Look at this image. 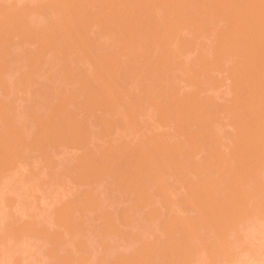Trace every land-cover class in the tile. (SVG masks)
Listing matches in <instances>:
<instances>
[{"label":"rangeland","instance_id":"obj_1","mask_svg":"<svg viewBox=\"0 0 264 264\" xmlns=\"http://www.w3.org/2000/svg\"><path fill=\"white\" fill-rule=\"evenodd\" d=\"M35 1L34 0H31V1L30 0H0V8H1L0 9V12H1V14H0V21H1L0 22V26H1L0 27V31H1L0 32V34H1L0 35V38H1L0 39V51L2 50L0 52V69L2 68L0 70L1 71L0 72V79H1L0 80V91L3 89L0 92V145H1V147H0L1 148L0 149V151H1V153H0L1 154L0 155V165L1 164L4 165V166H2V165L0 166V170H2V171H0V264H264V201H263V199H264V191H263L264 190V186H263V184H264L263 183L264 182V171H262V170H264V168H263L264 167V161H262V160H264V158H263L264 157V152H263L264 151V149H263L264 148V144H263V142H264V135H263L264 134V132H263L264 126H263V128H261L262 131L259 129V131H261V132H259V131H256V133L254 132V137L251 135L252 138H250L251 136L248 135V134H251L250 129H249L251 123L254 124V122L256 121V123H257L256 125L261 124V123H259V119L261 117L262 119L260 121H262V124H264V119H263L264 118V107H263L264 104H262V103H264V87H263L264 86V70L262 71L260 69V68L264 69V67H262V66H264V17H263L264 16V0H261V1L260 0H252L254 3L251 0H194V4H193V0H188V1L187 0H177V2L179 1V2L183 3V5L179 2L177 4H175L176 0H174V2H172V4L169 5L170 8L168 7L167 4L173 0H167V1L166 0L165 1H163V0H136V1L132 0L131 2H130V0H129V2H128V0H126L127 2L125 0H124V2H123V0H117L118 2L121 1L119 3L122 6L124 5L122 10H121V8H122L121 6H120V9H117V8H119L118 5H120V4H118L117 1H115V2H117L118 7L115 8L114 5L116 3L113 2L112 0H111L112 3L110 0H109V2H108V0H106V1L103 0L105 5H104L103 1H100V0H93L92 3H91L92 0H90V1L88 0L89 2L87 0L86 1L81 0L82 3L84 2V6H82V7L86 8L88 6V8L86 10H85V8H82V7L80 8V10L84 9V11H85V12H82V14H83L82 16L84 17V14L88 13L85 16L86 17L88 16L87 18L90 21L86 17H84V20L86 19L85 20L86 22L84 20H83L84 23L81 22V24L79 22H76L77 26L79 24L78 28H74V26L72 28H68V27H71L72 24L75 25L74 24L75 22H72V23L68 22V20L72 19L74 17L73 15L75 14V13L72 14L68 8H70L71 5H76L77 1L76 2H74V0L73 1L72 0H70V1H67V0H45V1L41 0L40 1L39 0V2L37 0H35ZM94 1H95V3H94ZM99 1H100V3H98ZM151 1H152V4H151ZM42 2H45V3H42ZM155 2H157V3H155ZM236 2H237V4H236ZM256 2L258 4H256ZM32 3L33 4L35 3L34 4L35 6ZM37 3H39L40 6H39V4L37 5ZM46 3L47 4L51 3V4L46 5ZM60 3H62V4L60 5ZM71 3H73V4H71ZM74 3H76V4H74ZM80 3H78L77 6L80 7ZM123 3H126V4H123ZM130 3H131V5H128ZM54 4L58 7H56ZM66 4L67 5L71 4V5L66 8L65 7V6H67ZM107 4H108V6H107ZM179 4H180V6L178 7ZM252 4L253 5L255 4L254 6H256V5H259V6H257V8H256ZM89 5H90V7H89ZM97 5H101V6L99 7ZM136 5H137V7H136ZM175 5H176V7H175ZM260 5H262V6H260ZM63 6L67 10L65 8H63ZM77 6L71 7L72 8V9L70 8L71 11L75 10L74 8H76ZM125 6L126 7L128 6V7L126 8ZM181 6L187 7V9L183 8ZM189 6H191V7H189ZM34 7H36L37 10ZM38 7L40 10L38 9ZM47 7L50 9H48ZM79 7L77 9H79ZM166 7H168L169 9ZM41 8H43V9H41ZM114 8H115V10L117 9V11H115ZM124 8H126V10H128L129 13L126 12V10H125V13L127 15L125 13H124L125 14L124 15L123 12H120V13H122L121 15L123 17L117 15V14H119L118 10L123 11ZM171 8H172V10H170ZM177 8H178V10H177ZM60 9H63V10H60ZM180 9L181 10L184 9V11H181ZM45 10H46V12H45ZM56 10L59 12L57 13ZM48 11H50V15L48 14ZM52 11H53L54 15L52 14ZM60 11L61 12L63 11V12L61 13ZM147 11H150V12L147 13ZM19 12H20V14H19ZM66 12H67V14H66ZM69 12H70V14H69ZM72 12H74V11H72ZM115 12H117V13H115ZM170 12H172V13L169 14ZM45 13L47 16L45 15ZM114 13H115V16H114ZM188 13H189V15H188ZM39 14H41L42 16ZM68 14L72 15L73 17L71 16L72 18H69L68 20H66L65 19L66 17H64V16H67ZM98 14H100V15H98ZM112 14H113V16H112ZM131 14H132V16H129ZM182 14L184 15L183 17H182ZM33 15H35V16H33ZM80 15H81V13L79 14V16L77 13L76 16H78L80 18ZM96 15H97V17H95ZM143 15H144V17H143ZM13 16H15V17H13ZM55 16H57L59 18L56 17V19H55L54 18ZM117 16H119V17H117ZM43 17H44L45 21H44V19H42ZM48 17H50V18L47 20ZM52 17L55 20H53ZM62 17L67 21V23H65L66 21H64L65 27L62 24H60L61 26H63L62 29L64 28V30H61V27L59 26V23H63ZM78 17H76V18H78ZM129 17H130V19H128ZM184 17H185V19H184ZM256 17L258 19L259 18L260 19L258 20ZM3 18L5 20H3ZM18 18H20V19H18ZM111 18L113 20L112 22H111ZM114 18H115V20H117V22L114 20ZM16 19H18V20H16ZM34 19H35V21H33ZM166 19H168V20H166ZM11 20H12V22H11ZM19 20H20V22H19ZM57 20H60V22L58 21L59 22L58 23ZM74 20H76V19H74ZM96 20H98V21H96ZM131 20H132V22H131ZM138 20H139V22H137V23L138 24L140 23L139 25L135 22ZM2 21H3V23H2ZM5 21L7 24L5 23ZM53 21H55V23H53ZM119 21H122V22H119ZM240 21H242L243 23ZM28 22H30V23H28ZM49 22H52V23H49ZM168 22L169 23L172 22V23L169 25ZM175 22H177V23H175ZM16 23L20 24V25H17ZM46 23H49L51 25H48ZM68 23H69V25L70 24L71 25L69 26ZM89 23H91V24L93 23L92 26H90L91 24H89ZM97 23H98L99 27H98V25H96ZM110 23H112V24H110ZM258 23H260V24H258ZM31 24L32 25L34 24V25L32 26ZM37 24H38V26H37ZM56 24L58 25L57 28L58 29L60 28L59 30L56 28ZM154 24L156 27L154 26ZM45 25H47V27ZM94 25H95V27H94ZM112 25H114V26L112 27ZM125 25H127V26H125ZM36 26H37V28H36ZM48 26H51V27H49V29H48ZM52 26H53V29H52ZM135 26H136V28H135ZM54 27L58 31L61 30L60 31V33H62L61 36L63 34H65L64 32H66L67 30H72V31L74 29L75 30L73 32L72 31L66 32V35L69 34L67 36L68 38L65 37V35H64V38H63V36L61 38L59 35H56V34H58V31H56V29ZM87 27H89V28H87ZM141 27H143V28H141ZM177 27H178V29H177ZM235 27H236L237 31L235 30ZM21 28H24V29L21 30ZM33 28H35V29H33ZM112 28H113V30H112ZM148 28L153 33H151V31ZM153 28L155 30H153ZM157 28H159L160 30L162 29L161 30L162 32L168 31V33L166 35H164L165 33L162 34V32ZM168 28H170L171 30H169ZM54 29H55V31H54ZM65 29H66V31H65ZM126 29H128L127 32H125ZM163 29H165V30H163ZM180 29H181V31H180ZM196 30H198V31H196ZM48 31H50V32H48ZM112 31H114L115 34L114 33L112 34ZM12 32H13V34H12ZM52 32H54V33H52ZM71 32L73 34H71ZM74 33H76V36ZM81 33H82L83 37H82ZM86 33L90 36H87ZM149 33H151L152 35ZM2 34H3V36H2ZM5 34H6V36H5ZM9 34H10V36H8ZM103 34H105L104 36L106 37V39L103 36ZM72 35H74V36H72ZM116 35L119 36L118 39H115V37H117ZM162 35H163L164 39H163ZM226 35H228V36H226ZM4 36H5V39H4ZM39 36H41V37L44 36V37L41 38ZM100 36L102 38H100ZM149 36H152L153 39H151V37H149ZM57 37H59L60 42H59ZM110 37L111 38L114 37L112 39L113 41L111 39L107 40ZM160 37H162V38H160ZM176 37L178 38L179 41L176 40L177 39ZM226 37L228 40L227 44H226V41H227ZM54 38H56L57 40ZM69 38H71V39L69 40ZM74 38L76 41H78V39L80 38L81 42H80V40L78 42L73 40L74 41V43H73L72 39H74ZM154 38L157 41H155ZM158 38H160V39H158ZM121 39H122V42L120 41ZM145 39H146V41H143ZM148 39H150L151 41ZM61 40L62 41L64 40V42H62ZM68 40L71 42V43H69V45L66 44V42H68ZM83 40H84V42H83ZM116 40H118L119 43ZM233 40L236 43L233 42ZM9 41L11 44L9 43ZM51 41H53L52 43H54V45H56V46L52 45ZM106 41H107V44H106ZM109 41H111V42H109ZM158 41L160 44L159 43L157 44ZM85 42L87 44H85ZM91 42H92V44H91ZM115 42H117L118 44L116 43L117 44L116 45ZM131 42H132V44H131ZM135 42H136V44H135ZM162 42H164V43H162ZM176 42H178V44ZM231 42H233V45ZM75 43L79 45L78 49H77V45ZM224 43H225V45H224ZM59 44L61 46L63 45L64 47L63 46L61 47ZM88 44H89L90 48L86 47V46H88ZM128 44H130V45L128 46ZM154 44H155V46H154ZM51 45H52V47H50ZM65 45L69 46V48L67 47V49H66ZM70 45L73 47V51H72V47ZM95 45L96 46L99 45L100 47H96ZM133 45L134 46L136 45V46L134 47ZM160 45H162L163 47H161ZM11 46H13V47L11 48ZM83 46L86 47L87 49L84 48ZM130 46L133 48H131ZM15 47H16V49H15ZM57 47H59V48L55 49ZM137 47H139L140 49ZM160 47L162 48V50ZM10 48H11V50L12 49L13 50L12 51L9 50ZM102 48L104 51L103 50L99 51V49H102ZM122 48L124 50L125 49L127 50L128 48H130V50L128 49L129 50V52H128V50L124 51ZM60 49L61 50L65 49V50H63L65 52H63V51L60 52ZM68 49H70V50H68ZM249 49H250V51H249ZM7 50H8V52H7ZM76 50H79L80 52L76 51ZM150 50L156 51V52L150 53ZM81 51H83V52L81 53ZM142 51H143V53H142ZM166 51H168V53ZM71 52H72V55H71ZM74 52H75V54H74ZM77 52H79V53H77ZM91 52L95 53V54H92ZM64 53H65V55H64ZM83 53H84V55H82ZM89 53L92 55H90ZM99 53H101V54H99ZM140 53L142 54V56H140L141 55ZM157 53H160L159 54L160 56ZM8 54L12 55L11 56L12 58ZM16 54H18V55L20 54V55L18 56ZM51 54H54V55H51ZM61 54H62V56H61ZM122 54L123 55L126 54V55L123 56ZM144 54L145 55L147 54V57ZM155 54L157 55L158 58L155 56ZM66 55H68L67 56L68 58L69 57H72V58L68 59L66 57ZM79 55H82V56H79ZM91 56H93V57H91ZM101 56H102V59H104L103 62L105 64L107 62H109L107 65L104 66V64L101 63V61H100ZM135 56H136V58H135ZM56 57L58 58V60ZM77 57H79V58L82 57V58H80V59H82V61L80 62L79 58H77ZM85 57H86V59H84V60H86L87 62L83 60V58H85ZM95 57H96V59H95ZM104 57H106V60L108 59L107 62H105L106 60ZM116 57H118L119 59ZM214 57H216V59ZM91 58H93L95 61ZM152 58H154V59L152 60ZM166 58H167V62H166ZM3 59L4 60L6 59V60L4 61ZM60 59H62V60H60ZM88 59L90 60L89 64H88ZM136 59H140V60H136ZM141 59H142V61H141ZM28 60H30V61H28ZM31 60H32V62H31ZM66 60H68L69 63H67L68 61H66ZM71 60H72V62L70 65ZM97 60H98V62H97ZM144 61L146 64L144 63ZM9 62L11 64L13 63V65H11ZM148 62H149V65H148ZM172 62L174 64H172ZM40 63H41V65H39ZM44 63L45 64L47 63V64L45 65ZM52 63H53V65H52ZM82 63H83V65L81 66ZM95 63L96 64L99 63L101 66L103 65L104 68H103V66L101 67V70H103V71L100 70L101 71L100 72L99 71L100 65L98 64V68H97V65ZM143 63L145 65H142ZM28 64H30V65L28 66ZM58 64L60 65V67ZM72 64H74V65H72ZM109 64L113 65V66H110ZM156 64H158V66H155ZM159 64H160V66H159ZM170 64H172V65L170 66ZM183 64H185V65H183ZM85 65H87V66H85ZM91 65H92V67H91ZM240 65H241V67H240ZM258 65H260V67ZM41 66H45V67L47 66V67L45 69V67H41ZM49 66H50V68H49ZM136 66H137V68H135ZM138 66H140L141 68H139ZM146 66H147V69H146ZM149 66H150V68H149ZM154 66H155V68L157 67L156 70H155ZM172 66H174V67H172ZM176 66H177V68H175ZM181 66H183V67H181ZM184 66H185V68H184ZM51 67H53V68H51ZM87 67L89 70L87 69ZM105 67H107V68L105 69ZM94 68H96L95 70H97V71H95ZM134 68L135 69L139 68L138 72H137V70L134 71ZM161 68H162V71H159V70H161ZM202 68L204 69V71ZM82 69H84V70H82ZM85 69H86V71H85ZM109 69H110V71H109ZM130 69L133 70L134 72H131ZM157 69H158V72H156ZM163 69L166 70V72ZM185 69H187V70H185ZM105 70H107V71H105ZM144 70H145V72H144ZM153 70H155L154 73L151 72ZM173 70H175V71L173 72ZM48 71L50 74L48 73ZM52 71L55 75L52 73ZM61 71L63 72V75H62ZM79 71H81V72H79ZM91 71L92 72L95 71L96 73L94 72L95 74L94 73L92 74ZM186 71H189V72H186ZM255 71H257V72L255 73ZM89 72H91V73H89ZM161 72L164 75H161ZM170 72H172V73H170ZM1 73H2V75H1ZM60 73H61V75H60ZM103 73L104 74L106 73V74L104 75ZM113 73H114V75L116 73L117 74L114 76ZM238 73L239 74L241 73V74L239 75ZM20 74H22V75H20ZM70 74H71L72 78L70 77ZM130 74H131V76H130ZM136 74H138V75H136ZM143 74H145L146 76H143ZM155 74L157 76H154ZM135 75H136V77L132 78V76H135ZM252 75H253V77H252ZM67 76H68V79H67ZM104 76H106V77H104ZM128 76H130V77H128ZM167 76H168V79H167ZM3 77H5V78H3ZM47 77H48V79H47ZM52 77H54L55 79ZM58 77H61V78H58ZM63 77H65L67 80H65V78H63ZM90 77L93 78V80ZM117 77L119 79L120 78L121 79L119 80ZM157 77L161 78V80H159V83H158L159 78L157 79ZM165 77H166V79H165ZM185 77L188 78L189 80L188 79L186 80ZM254 77H255V79H253ZM256 77H257V79H256ZM22 78H24V79H22ZM45 78H46V80H45ZM238 78H240V79H238ZM242 78H245V79H242ZM130 79H132V80H130ZM135 79H136V81L134 82ZM149 80H151V82ZM165 80H166V83H167V81L169 83L165 84ZM250 80L253 81V85H251L252 82ZM5 81L7 82V84ZM49 81L51 82V84ZM55 81H57V82H55ZM96 81H97V83H95ZM105 81H106V83H105L106 85L104 83H102ZM132 81L134 82V84H132L133 83ZM160 81H162L163 83ZM188 81H191V82L189 83ZM255 81L256 82L258 81V82L254 83ZM21 82H23V83H21ZM60 82H64V83H60ZM140 82H141V87L138 88V86L140 85ZM170 82H171V84H170ZM249 82H251V83H249ZM2 83H4V84H2ZM53 83H54V87H52ZM57 83H58V85H60L61 88H59ZM99 84L100 85L102 84V86H104V87L107 86V88H103ZM131 84H132V87H131ZM159 84L161 85L160 88H159V86H160ZM41 85H42V87H40ZM55 85L57 88L55 87ZM109 85H110V87H109ZM162 85H164V86H162ZM145 86L149 88L148 90L151 93L147 90V88ZM166 86H167V89H166ZM171 86H172V88H171V90H169ZM200 86H201V88H200ZM65 87H66V89H65ZM93 87H94V89H92ZM241 87H243V88H241ZM250 87H252V89L255 87L253 89L254 91L251 90ZM53 88H54V90H53ZM136 88H137V90H136ZM48 89H49V91H48ZM96 89L98 91H95ZM139 89H140V91H139ZM144 89H145V91H147L146 94L144 93L145 92ZM37 90H38V92H37ZM248 90H250V92H248ZM256 90H257V92H255ZM112 91H114V92L112 93ZM133 91L134 92L136 91L135 92L136 94ZM67 92H68V95H65V93H67ZM130 92H132L134 94L132 95V93H130ZM159 92H160L161 96H160ZM236 92H238V93H236ZM252 92L257 93V94H254V99L251 101L250 98L252 96L250 94H252ZM248 93L250 96L248 95ZM104 94H105V96H104ZM147 94L148 95L151 94L150 95L151 97L156 96V94H158V96L155 97V99H156L155 100L154 97H152L153 98L152 99L150 96H147ZM165 94H166V96H165ZM106 95H108V97H111L113 95V97L108 98V97H106ZM117 95H119V96H117ZM259 95H260V97H259ZM46 96H47V98H46ZM87 96H88V99H87ZM145 96H147V97H145ZM241 96H242V98H241ZM135 97H136V99H135ZM256 97H258V99ZM127 98L129 100H127ZM144 98H147L146 99L147 101ZM167 98H168V100H167ZM106 99H108V100H106ZM134 99L136 100L135 102L133 101ZM208 99H210V100H208ZM261 99H263V100H261ZM162 100H164V101H162ZM235 100H236V102H235ZM8 101H10V102H8ZM35 101H36V103H35ZM47 101H49V102H47ZM63 101H65V102H63ZM156 101L158 103H156ZM194 101H195V105H194ZM260 101H262V102H260ZM12 102L14 105L12 104ZM133 102H134V104H133ZM147 102L150 105L146 104ZM153 102H155V103H153ZM171 102H172V104H171ZM205 102H207L206 105H208V107L205 105ZM104 103H107V104H104ZM235 103H237V104H235ZM11 104H12V106H10ZM33 104L36 106H34ZM52 104H53V106H51ZM247 104L250 106V108ZM255 104H257V105L255 106ZM5 105L7 108L5 107ZM171 105H173V106H171ZM198 105H199V107H198ZM46 106L48 108H46ZM112 106H113V108L110 109V107H112ZM165 106H167V107H165ZM233 106H234V108H233ZM240 106H242V107H240ZM51 107H53V108L51 109ZM95 107H97V108H95ZM115 107H116V109H115ZM154 107H156L155 110H154ZM196 107L198 110L196 109ZM258 107L260 109H258ZM15 108H17V112L15 111L16 110ZM98 108H100V109H98ZM204 108H205V110H204ZM206 108H209V110ZM236 108H238V111L236 110ZM12 109H14V110L11 111ZM101 109H102V111H101ZM106 109H109V110H106ZM111 110H114V111H111ZM117 110H119V111L117 112ZM213 111H215V112H213ZM252 111L254 112V114ZM169 112H171V113H169ZM256 112H257V115H255ZM28 113H29V115H26ZM118 113L120 115H118ZM194 113H195V115H194ZM124 114H125L126 119L123 116ZM170 114L173 117H171ZM204 114H205V116H204ZM259 114H260V116H258ZM261 114H263V115H261ZM3 115H8V116H3ZM10 115L13 117V119ZM117 115L119 116V118ZM185 115H186V118H184ZM177 116H178V119H177ZM53 117H54V119H58V120H54ZM169 117H170V119H168ZM6 118H7V120H6ZM179 118H181V119H179ZM121 119H123L124 122ZM186 119H188L189 121ZM214 119H215V122H214ZM252 119H255V120L253 121ZM247 120L250 123V125L248 124ZM10 121H14V122L10 123ZM53 121L57 122V124L55 123L53 125V123H54ZM127 121H129V122H127ZM191 121H192V123H191ZM251 121H253V122H251ZM58 122H60V123H58ZM207 123H208V125H207ZM240 123L241 124L243 123V124L241 125ZM58 124L59 125L61 124L62 126L59 127ZM2 125H4V126H2ZM55 125H57V126H55ZM202 126L204 129L202 128ZM27 127H29V128H27ZM58 127L61 129H59ZM66 127H67V129H66ZM206 127H210V128L208 129ZM39 130H41V131H39ZM46 130H49V132L48 131L46 132ZM60 130H62V133ZM199 130H201V131H199ZM38 132H40V134ZM200 132H203V133H200ZM262 132H263V134H262ZM20 133H21V135H20ZM242 133H244V134H242ZM35 134H37V135L35 136ZM203 134L205 136H203ZM9 136L11 137V139H10L11 141L8 139V138H10ZM247 136H250V137H247ZM255 136H256V138H255ZM258 137H259V139H258ZM4 138L7 140V142H6V140H4ZM194 138H196V139H194ZM248 138L250 141L254 140V142L252 141L253 142L252 144H254V148L251 147V148H253V152L255 149H257L256 150L257 152L255 151V153H254V155H256L254 161L260 165V166H258V169H257V167L256 168L252 167V166H254L253 163H255V162H252L251 163L252 165H249L250 167L247 166L246 169L242 166V164L245 165V161H246V160H244V159H246L245 157L247 155V154L245 155V152H246L245 149L250 148V145L253 146L252 144H250L251 142H249L247 140ZM215 139H216V141H212ZM8 140H9V142H8ZM261 140H263V141L259 144V142ZM30 141L34 144V146ZM147 141H149V142H147ZM3 142H4L5 146H4ZM11 142L12 143L15 142L14 143L15 145L10 144ZM211 142L215 143L214 144L215 146ZM247 142H249V143H247ZM7 144L9 146H6ZM248 144H250V145H248ZM37 145H40V147H38ZM247 145H248V147H247ZM3 146L6 147L5 150L4 149L2 150V148H4ZM144 146H147V147H144ZM149 146H152V147H150V149H149ZM11 148H12L13 153L10 152ZM147 148L149 150H145ZM156 148L158 149L157 150L158 152L155 150ZM164 148L168 149V150L164 151ZM7 149H9V150H7ZM15 149H17V150H15ZM138 150H140V151H138ZM141 150H142V157L140 154ZM161 150L164 152L162 153ZM2 151H4V152H2ZM7 151L10 152L11 154L10 153L8 154ZM112 151H115L116 155L114 152L112 153ZM144 151H146L148 153L149 158H148V156L145 157L146 152H144ZM166 151H168V152H166ZM5 152H7V153H5ZM14 152H16V153H14ZM137 152H139V153L137 154ZM143 152H144V154H143ZM156 152L159 154L162 153L161 155L164 154L163 155L164 157L161 155H160L161 156L160 157L158 154H156V156L157 155L159 156V159L156 160V158H158L155 156ZM165 152H166V154H165ZM150 153L152 154V156ZM3 154L4 155L6 154V155L3 157ZM133 154H135V155H133ZM178 154H181V155H178ZM15 155L17 156V162L15 159L16 158ZM13 156H14V158H12ZM20 156H22V157H20ZM133 156H135V157H133ZM227 157H228V159H227ZM231 157H232V159H231ZM2 158H3V160H1ZM102 158H103V161H101ZM134 158H137V159L133 160ZM150 158H153V161H151L152 164L151 163L148 164L150 162ZM238 159H240V161ZM141 160L142 161L145 160V162L144 161L142 162ZM164 160L166 162H164V165H163ZM206 160H208L209 162L207 161V163H206ZM247 160H248V158H247ZM4 161H6L7 165H10V166H8L6 168V166H5L6 162L4 163ZM157 161H159V163ZM210 161L211 162L213 161V162L211 163ZM235 161H237V162H235ZM8 162H10V164ZM153 162L155 164L157 163V166L155 164H153ZM175 162H177V163H175ZM240 162H243V163H240ZM248 162L246 161L247 164H248ZM100 163H102V164H100ZM139 163L142 166H140ZM237 163H239V164H237ZM91 164H93V165L91 166ZM94 164H96V165L94 166ZM109 164H111V166H114V167L109 166ZM179 164H180V166H179ZM203 164H204V166H203ZM211 164H213V165H211ZM232 164H235V165H232ZM257 164L255 163V166H257ZM107 165L109 166V168L107 167ZM137 165H139V166H137ZM146 165L148 166V168ZM151 165H153V166L155 165L156 168L154 167V169H153L151 167ZM159 165H161V166H159ZM175 165H177V166H175ZM193 165H194V167H193ZM143 166H145L146 169ZM173 166H175L176 171L173 169L174 168ZM196 166H198V167H196ZM216 166L218 167V169ZM232 166H234L235 168ZM240 166H242L244 168L246 173L241 171V170H243V168L241 170L238 169V168H240ZM95 167H97V168H95ZM106 167H107V169H106ZM135 167H136V169H135ZM182 167H185V168L187 167V168L186 169L183 168V169L179 170ZM190 167H192L191 170H190ZM225 167H227V168H225ZM100 168H102L104 171L102 170L103 171L102 172ZM137 168L139 171L135 172V170H137ZM141 168H143L144 170ZM250 168H252V169H250ZM254 168L256 170H258L257 172L259 175L257 174L256 170H254ZM110 169L112 170L113 174L110 172L111 171ZM123 169H124V171H123ZM158 169H160V171ZM168 169L173 176L171 174H169ZM171 169H172V172H171ZM199 169L201 170V172ZM229 169H230V171H229ZM248 169H249V172H248ZM130 170L132 172H130ZM140 170H142L143 172L142 171L140 172ZM152 170L153 171L156 170L154 172V174H153ZM173 170H174V173H173ZM177 170H178V172H177ZM197 170H199V171H197ZM216 170H217V172H216ZM234 170H236V171L238 170V172L241 171V173H242L241 178H244L243 179L244 182L242 181L244 184L242 182H240L241 178H240V180L238 179L239 180L238 182L241 184H238V182H235L236 183V185H235V184H233L234 183L233 181L229 182L233 176L237 175V177H238V175L240 174L238 172H237L238 174H233L232 172H234ZM96 171H98L97 174H96ZM99 171H100L101 175L99 174ZM191 171H193L194 173ZM203 171H204V173H203ZM207 171H210V172H207ZM236 171L234 173H236ZM133 172H135L134 174L136 176L133 175ZM150 172H152V174ZM212 172H213V174H212ZM254 172H256V173H254ZM156 173H158V174H156ZM180 173L183 175H180ZM131 174L133 176L132 180L130 178V177H132V176H130ZM161 174H163V175H161ZM232 174H233V176H232ZM113 175H114V177H113ZM138 175H140V176H138ZM152 175H154V176H152ZM261 175H262V177H261ZM119 176L122 180L124 177H125L124 180H126L127 176H129L128 178H130L129 180H131V182L129 180L128 181L123 180V183H122ZM254 176H256V177H254ZM257 176H260L261 178L257 177ZM136 177L137 178L141 177L142 180H140L141 178L140 179L138 178V180H137ZM162 177H163V179H162ZM224 177L226 180L224 179ZM134 178L136 180H134ZM257 178H258V180H257ZM28 179H29V181H28ZM247 179H249V180H247ZM139 180H140V182H139ZM160 180H163L162 183L164 182V184H162ZM199 180H201V181L199 182ZM212 180H214V181H212ZM233 180H235V178H233ZM251 180L253 181V183ZM158 181L160 182L161 185L159 184ZM247 181H249V182L247 183ZM125 182H127V183L129 182L132 185H129ZM137 182H139L140 184ZM186 182H189V183L191 182V183L190 184L187 183L188 184L187 185ZM209 182H211V184ZM230 183H232V185H235V187H233V189H235L234 192H236L234 195L235 198H237L236 195H238L239 199L241 198L243 201L244 197H242V196H245L246 193L248 194L249 197L246 195L247 198L246 197H245L246 199L244 198L246 202L245 201L242 202L241 199L238 200L239 201L238 205H235V203H237V200L234 198L235 199V202H234L232 199V197H234V196L229 197V201L232 200V203H234L233 207H231V208L233 210L238 211V212L233 211L230 208L232 203H230V205H229L230 210L228 211L227 214L229 215V212L232 211L233 214L235 213L236 215H234V216L232 215L233 217L232 216L226 217L227 216L226 215V216H224V218L222 216L223 219H225L226 221H229L228 222V226L230 225L229 226L230 228H229L227 226V223L221 218V216H218V219H217L220 222H216L214 220L215 219L214 218L213 219L214 223L212 224L211 218L207 219L210 216L207 215L206 213H208V211H210L211 204L213 202H215V204L213 203V206H212L214 208L215 205H217L221 202L220 200H223L224 198H226V196L228 195V192H225V189H226L225 187L226 186L229 187ZM250 183L253 184V186L255 187V190H254V187ZM260 183H263V184H260ZM124 184L126 185L125 188H123ZM215 184H217L218 186ZM127 185H129V187ZM220 185L221 186L223 185V188ZM255 185L259 188V190H257L258 188ZM119 186L120 187L122 186V187L120 188ZM135 186L138 188L136 189ZM157 186L158 187L161 186V187H159L160 189ZM165 186L166 187L168 186V187L166 188ZM204 186H207V190L203 189ZM213 186L215 189H218V190L221 189V190L216 191L214 188L212 190ZM133 187L135 188L136 191L134 190ZM144 187L146 190L144 189ZM243 187L246 188V190ZM261 187H262V190H261ZM237 188L240 192L238 190H236ZM165 189H167V190H165ZM197 189H198V191H197ZM199 189H200V191L202 190L201 193H200ZM222 189H224V190H222ZM241 189H244V191ZM125 190H126V192H125ZM141 190H143V191H141ZM210 190H211V192L212 191L216 192V194L210 193ZM256 190H257V192H255ZM162 191L164 193H162ZM187 191H189L188 192L189 194L187 193ZM250 192L252 193V196H251ZM140 193H143V194L140 195ZM165 193H166V196L169 193L168 196H170V197L167 196L166 197L167 199H166ZM192 193L194 196L191 195ZM205 193H207L209 195L211 194L210 195L211 197L209 198V195H206ZM226 193H227V195L225 196L224 194H226ZM261 193L263 194L262 195L263 198H262V196H260ZM137 194H139V195H137ZM240 194H242V196ZM145 195H146V197H145ZM195 195L196 196L198 195L199 197L201 195H202V197L203 196H205V197L207 196V197L202 198V200H201V198H199L198 196L196 197ZM212 195L213 196L215 195V196L213 197ZM231 195H233V193ZM222 196H224V197H222ZM148 197L150 198V200H148ZM188 197H189V199H188ZM215 197H217V198L222 197V199L220 198L218 200ZM92 198H94V199H92ZM230 198H231V200H230ZM151 199L153 201H151ZM190 199H192V200L190 201ZM196 199H198V200H196ZM143 200H144V202H143ZM146 200H147L148 204H146ZM203 200L204 201L206 200L207 203H205L206 201L204 202ZM225 200H227V199H225ZM148 201H151V202H148ZM170 201H172L173 204ZM200 201L202 203H205V206H203L204 204H202ZM216 201L217 202L220 201V202L217 203ZM249 201L251 202V204L253 203L252 206H249V205H251ZM259 201L261 202V204H259L260 203ZM103 202L107 207H103V206H105V205H103ZM111 202H112V205H111ZM174 202L176 203L175 205H174ZM183 202H185L187 205H185ZM254 202H256V203L254 204ZM257 202H259V203H257ZM101 203H102V205H101ZM151 203H153V204H151ZM196 203H198V204L201 203V204H199V205H201V207H200L201 209L205 210L207 208V211L205 210L206 213L204 212V210L201 211V212H204V214L201 212L198 213L197 211H199L201 209L199 208V206L197 207ZM244 203H246L245 204L246 206L244 205ZM92 204H94L93 208H92ZM168 204H170V205L172 204V206H175V207L170 206L171 207L170 208ZM193 204L194 205L196 204L195 205L196 207H194ZM177 205L179 207L181 206L179 208L180 210L178 212H176L178 210ZM242 205H244V207ZM82 206H84L83 207V208H85L84 210H82ZM207 206H209V208H210L209 210H208ZM87 207H88V209H87ZM240 207H242V208H240ZM245 207H247V208H245ZM103 208H104V210H103ZM197 208L199 210H195ZM213 208L211 209L212 212H213ZM254 208H257V209L255 210ZM105 210H107V211H105ZM172 210H175V211H172ZM239 210L240 211L243 210V211L240 213ZM88 211H90V212H88ZM101 211H102V214L100 213ZM248 211H250V212L247 213ZM209 213L211 214V212H209ZM251 213H253V215H254V213H257V214H255L256 216L255 215L253 216ZM156 214H158L159 216H157ZM200 214H203L204 216L207 215V218H206L207 221L208 220L211 221V224L209 222L207 223L208 228L206 227V224L203 223V221L207 222L206 220H203V219H205V217H203V215H200ZM65 215H66V217H65ZM196 215H199V216H196ZM251 215L253 217H251ZM62 216L65 220L64 219L62 220V218H60ZM245 216L248 218H246ZM150 217H151V219H150ZM212 217H213V215H212ZM238 217H240V218H238ZM201 218L203 220L201 223L202 226L199 223L200 222L199 219H201ZM229 218H230L231 222H233L232 219L234 218L236 220L235 221L236 223L233 222V224H232L230 222ZM114 219L116 220V222ZM179 219H181V222ZM240 219H241V222H240ZM112 220H114V223ZM61 221H63V222L66 221V223H68V222H70V223H68L69 225L67 224V228H66V226H65V228H62V227H64L63 225L66 223L63 224V222L61 223ZM105 221H106V223L104 224ZM156 221H158V222H156ZM215 222L218 223V225L215 224ZM223 222H225L226 224ZM191 223H193V224L195 223L197 225L195 226V224L192 225ZM109 224L113 225V226H110ZM166 224H168V228L170 226L171 227L168 229ZM183 224H186V225L183 226ZM181 225L184 227V228L182 227L183 230H182V228H180ZM209 225H210V227H209ZM238 225H239V227H238ZM60 226H62V227H60ZM109 226L111 227V230H108V229H110ZM68 227L70 228L69 229L70 231L68 230ZM198 227H200V228H198ZM235 227H237V228H235ZM115 228H117V231H115L116 230ZM201 228H203V229H201ZM60 229H62V230H60ZM99 229H101V230H99ZM103 229L106 231V233L104 232ZM199 229H200V231H199ZM61 231H63V232L61 233ZM74 231H77V232L74 233ZM90 233H92V234H90ZM94 233H96V235H93ZM108 233H110L111 235H109ZM101 234H102V236H101ZM64 235H66V236L64 237ZM103 235H104V237H103ZM57 238L58 239L60 238L59 239L60 242L58 241V243L60 245L57 244V240H58ZM93 240L95 242H93ZM100 241H102V242H100ZM173 241H174V243H173ZM181 242H184V245H187V246H183V243H181ZM64 243H65V245H64ZM169 243L173 244L175 247H176L175 244H177V246H178L180 243V244H182L181 246H183L185 249L183 247H179L180 246L179 245L178 250L182 249L184 251L181 250L182 251L181 253L172 252L174 249L172 248L173 249L172 250L170 248V246H168V245H170ZM173 245H171V246H173ZM167 247L170 249V251H168L169 249ZM188 247L190 250L188 249ZM175 250H177V249L175 248ZM169 254H171V255H169Z\"/></svg>","mask_w":264,"mask_h":264},{"label":"bare ground","instance_id":"obj_2","mask_svg":"<svg viewBox=\"0 0 264 264\" xmlns=\"http://www.w3.org/2000/svg\"><path fill=\"white\" fill-rule=\"evenodd\" d=\"M30 1H31V0H30ZM34 1H35V0H34ZM37 1L39 2V0H37ZM40 1H41V0H40ZM44 1H45V0H44ZM67 1H70V0H67ZM72 1H73V0H72ZM72 1H71V2H72ZM76 1H77V2H76ZM85 1H86V0H85ZM87 1H88V0H87ZM89 1H90V0H89ZM89 1H88V2H89ZM100 1H103V0H100ZM100 1H99L98 3H100ZM105 1H106V0H105ZM110 1H111V0H110ZM112 1L115 2V1H117V0H112ZM112 1H111V3H112ZM125 1H126V0H125ZM131 1H132V0H130V2H131ZM135 1H136V0H135ZM163 1H165V0H163ZM166 1H167V0H166ZM187 1H188V0H187ZM187 1H186V2H187ZM251 1H252V0H251ZM260 1H261V0H260ZM260 1H259V2H260ZM35 2H36V1H35ZM48 2H49V1H48ZM65 2H66V1H65ZM74 2H76L77 4L74 3V4H76V5H71V4H73V3H71V4H70L71 7H75V6L78 5V3L81 2V3H80V7L77 6L76 8H74L75 10H72V11H74V12L71 11V9H72L71 7H70L71 9L68 8L72 14L75 13V14L73 15L74 17H73L72 15H69L70 12H69V14H68L67 16H64V17H66V18H65L66 20H68L69 18H72V17H73V18H72L73 20H72V19H69L68 22H69V23H70V22H71V23H72V22H75L74 24L77 26V23H76V22H79L80 24H81V22L84 23V21L86 20V19L84 20V17H86L85 15L88 14V13H85V14H84V17H83V16H82V15H83L82 12H85V11H84V9H83V10H82V9L80 10V8H81L82 6H84V2L82 3L81 0H74ZM92 2H93V0L91 1V3H92ZM108 2H109V0H108ZM117 2H118V1H117ZM117 2H115L116 4L114 3L115 5L113 4L114 7L117 8V7L119 6V8H117V9H120V6H121V7H122L121 10H122L123 7H124V5L122 6V5L119 3V2H121V1L118 2V4H120V5H118ZM123 2H124V0H123ZM126 2H127V1H126ZM128 2H129V0H128ZM172 2H174V0L171 1V2H169V3L167 2V3H168L167 5H168L169 8H170L169 5L172 4ZM178 2H179V1H178ZM178 2H177V0H176V3H175V4H177ZM199 2H200V1H199ZM223 2H224V1H223ZM252 2H253V1H252ZM42 3H45V2H42ZM66 3H67V2H66ZM68 3H69V2H68ZM94 3H95V1H94ZM103 3H104V1H103ZM137 3H138V2H137ZM147 3H148V2H147ZM155 3H157V2H155ZM161 3H162V2H161ZM179 3H181V2H179ZM195 3H196V2H195ZM205 3H206V2H205ZM229 3H230V2H229ZM233 3H234V2H233ZM253 3H254V2H253ZM32 4H33V3H32ZM34 4H35V3H34ZM34 4H33V5H34ZM38 4H39V3H37V5H38ZM50 4H51V3H49V4L46 3V5H50ZM61 4H62V3H60V5H61ZM81 4H82V5H81ZM86 4H87V3H86ZM89 4H90V3H89ZM108 4H109V3H108ZM108 4H107V6H108ZM123 4H126V3H123ZM132 4H133V3H132ZM134 4H135V3H134ZM151 4H152V1H151ZM153 4H154V3H153ZM158 4H159V3H158ZM181 4L183 5V3H181ZM187 4H188V3H187ZM191 4H192V3H191ZM193 4H194V0H193ZM203 4H204V3H203ZM236 4H237V2H236ZM256 4H258V3L256 2ZM259 4H260V3H259ZM33 5H32V6H33ZM54 5H55V4H54ZM66 5H67V4H66ZM70 5H67V6H65V7L67 8V7H69ZM104 5H105V3H104ZM109 5H110V4H109ZM117 5H118V6H117ZM128 5H131V3L128 4ZM252 5H253V4H252ZM254 5H255V4H254ZM254 5H253V6H254ZM29 6H30V5H29ZM32 6H31V7H32ZM34 6H35V5H34ZM39 6H40V4H39ZM42 6H43V5H42ZM55 6H56V5H55ZM93 6H94V5H93ZM97 6L100 7L101 5H97ZM159 6H160V5H159ZM163 6H164V5H163ZM179 6H180V4L178 5V7H179ZM191 6H192V5H191ZM191 6H189V7H191ZM257 6H259V5H256V6H254V7L257 8ZM260 6H262V5H260ZM49 7H50V6H49ZM56 7H58V6H56ZM65 7L63 6V8H65ZM78 7H79V9H77ZM89 7H90V5H89ZM125 7H126V6H125ZM127 7H128V6H127ZM127 7H126V8H127ZM136 7H137V5H136ZM150 7H151V6H150ZM150 7H149V8H150ZM155 7H156V6H155ZM168 7H166V8H168ZM172 7H173V6H172ZM175 7H176V5H175ZM181 7H183V6H181ZM181 7H180V8H181ZM197 7H198V6H197ZM34 8L36 9V7H34ZM47 8H48V7H47ZM66 8H65V9H66ZM82 8H85V7H82ZM87 8H88V6L85 8V10H86ZM91 8H92V7H91ZM103 8H104V7H103ZM115 8H114V10H115ZM126 8H124L123 11L118 10V11H119V14H117V15L122 16V15H121L122 13H120V12H123V14H124ZM141 8H142V7H141ZM145 8H146V7H145ZM159 8H160V7H159ZM169 8H168V9H169ZM183 8H186V9H187V7H183ZM201 8H202V7H201ZM203 8H204V7H203ZM234 8H235V7H234ZM252 8H253V7H252ZM0 9H1V8H0ZM32 9H33V8H32ZM38 9H39V7H38ZM41 9H43V8H41ZM48 9H50V8H48ZM51 9H52V8H51ZM54 9H55V8H54ZM117 9H116L115 11H117ZM152 9H153V8H152ZM157 9H158V8H157ZM189 9H190V8H189ZM189 9H188V10H189ZM197 9H198V8H197ZM8 10H9V9H8ZM36 10H37V9H36ZM36 10H35V11H36ZM39 10H40V9H39ZM46 10H47V9H46ZM46 10H45V12H46ZM52 10H53V9H52ZM60 10H63V9H60ZM66 10H67V9H66ZM69 10H68V11H69ZM79 10H80V11H79ZM170 10H172V8H171ZM177 10H178V8H177ZM180 10H181V9H180ZM188 10H187V11H188ZM35 11H34V12H35ZM53 11H54V10H53ZM53 11H52V14H53ZM56 11H57V10H56ZM68 11H67V12H68ZM152 11H153V10H152ZM181 11H184V9L181 10ZM199 11H200V10H199ZM253 11H254V10H253ZM256 11H257V10H256ZM2 12H3V11H2ZM8 12H9V11H8ZM8 12H7V13H8ZM40 12H41V11H40ZM40 12H39V13H40ZM58 12H59V11H57V13H58ZM60 12H61V11H60ZM62 12H63V11H62ZM62 12H61V13H62ZM64 12H65V11H64ZM67 12H66V14H67ZM126 12H128V10H126ZM139 12H140V11H139ZM145 12H146V11H145ZM148 12H150V11H147V13H148ZM157 12H158V11H157ZM159 12H160V11H159ZM161 12H162V11H161ZM4 13H5V12H4ZM42 13H43V12H42ZM57 13H56V14H57ZM77 13H78V16H79V14L81 13L80 18H79L78 16H76ZM115 13H117V12H115ZM115 13H114V16H115ZM128 13H129V12H128ZM171 13H172V12H170L169 14H171ZM0 14H1V12H0ZM15 14H16V13H15ZM19 14H20V12H19ZM48 14L50 15V11H48ZM64 14H65V13H64ZM125 14H126V13H125ZM125 14H124V15H125ZM145 14H146V13H145ZM164 14H165V13H164ZM164 14H163V15H164ZM2 15H3V14H2ZM22 15H23V14H22ZM35 15H36V14H35ZM35 15H33V16H35ZM39 15H41V14H39ZM45 15H46V13H45ZM53 15H54V14H53ZM60 15H61V14H60ZM98 15H100V14H98ZM126 15H127V14H126ZM149 15H150V14H149ZM188 15H189V13H188ZM257 15H258V14H257ZM3 16H4V15H3ZM3 16H2V17H3ZM8 16H9V15H8ZM20 16H21V15H20ZM41 16H42V15H41ZM46 16H47V15H46ZM57 16H58V15H57ZM57 16H55L54 18L56 19ZM69 16H70V17H69ZM71 16H72V17H71ZM75 16L78 17V18H76ZM81 16H82V17H81ZM91 16H92V15H91ZM112 16H113V14H112ZM119 16H117V17H119ZM129 16H132V14L129 15ZM141 16H142V15H141ZM141 16H140V17H141ZM159 16H160V15H159ZM168 16H169V15H168ZM183 16H184V15L182 14V17H183ZM192 16H193V15H192ZM199 16H200V15H199ZM203 16H204V15H203ZM255 16H256V15H255ZM258 16H259V15H258ZM4 17H5V16H4ZM11 17H12V16H11ZM13 17H15V16H13ZM18 17H19V16H18ZM87 17H88V16H87ZM87 17H86V18H87ZM95 17H97V15H96ZM122 17H123V16H122ZM126 17H127V16H126ZM143 17H144V15H143ZM156 17H157V16H156ZM169 17H170V16H169ZM243 17H244V16H243ZM261 17H262V16H261ZM263 17H264V16H263ZM6 18H7V17H6ZM8 18H9V17H8ZM49 18H50V17H48L47 20H48ZM52 18H53V17H52ZM54 18H53V20H55ZM57 18H59V17H57ZM62 18H63V17H62ZM82 18H83V19H82ZM100 18H101V17H100ZM100 18H99V19H100ZM120 18H121V17H120ZM120 18H119V19H120ZM124 18H125V17H124ZM131 18H132V17H131ZM136 18H137V17H136ZM147 18H148V17H147ZM152 18H153V17H152ZM237 18H238V17H237ZM244 18H245V17H244ZM256 18H257V17H256ZM1 19H2V18H1ZM13 19H14V18H13ZM18 19H20V18H18ZM18 19H16V20H18ZM42 19H44V17H43ZM42 19H41V20H42ZM65 19H64V18H63V20L61 19L63 23H59L60 20H57V22L59 21L58 23H59V26L61 27V30H64V28L62 29V27H63V26L65 27L64 24L67 23V21H66ZM74 19H76V20H74ZM87 19H88V18H87ZM90 19H91V18H90ZM104 19H105V18H104ZM119 19H118V20H119ZM122 19H123V18H122ZM122 19H121V20H122ZM128 19H130V17H129ZM132 19H133V18H132ZM163 19H164V18H163ZM184 19H185V17H184ZM187 19H188V18H187ZM257 19H258V18H257ZM259 19H260V18H259ZM259 19H258V20H259ZM3 20H5V19L3 18ZM6 20H7V19H6ZM47 20H46V21H47ZM71 20H72V21H71ZM83 20H84V21H83ZM88 20H89V19H88ZM91 20H92V19H91ZM93 20H94V19H93ZM101 20H102V19H101ZM114 20H115V18H114ZM123 20H124V19H123ZM140 20H141V19H140ZM143 20H144V19H143ZM143 20H142V21H143ZM146 20H147V19H146ZM166 20H168V19H166ZM172 20H173V19H172ZM191 20H192V19H191ZM191 20H190V21H191ZM198 20H199V19H198ZM204 20H205V19H204ZM246 20H247V19H246ZM250 20H251V19H250ZM253 20H254V19H253ZM258 20H257V21H258ZM31 21H32V20H31ZM33 21H35V19H34ZM33 21H32V22H33ZM36 21H37V20H36ZM42 21H43V20H42ZM44 21H45V19H44ZM64 21H66V22L64 23ZM89 21H90V20H89ZM96 21H98V20H96ZM96 21H95V22H96ZM103 21H104V20H103ZM105 21H106V20H105ZM112 21H113V20H112V18H111V22H112ZM115 21L117 22V20H115ZM115 21H114V22H115ZM126 21H127V20H126ZM170 21H171V20H170ZM237 21H238V20H237ZM254 21H255V20H254ZM257 21H256V22H257ZM0 22H1V21H0ZM7 22H8V21H7ZM11 22H12V20H11ZM16 22H17V21H16ZM19 22H20V20H19ZM26 22H27V21H26ZM26 22H25V23H26ZM85 22H86V21H85ZM106 22H107V21H106ZM116 22H115V23H116ZM119 22H122V21H119ZM131 22H132V20H131ZM135 22L137 23V22H139V20H138V21H135ZM146 22H147V21H146ZM151 22H152V21H151ZM179 22H180V21H179ZM240 22H242V21H240ZM240 22H239V23H240ZM261 22H262V21H261ZM2 23H3V21H2ZM5 23H6V21H5ZM21 23H22V22H21ZM23 23H24V22H23ZM28 23H30V22H28ZM36 23H37V22H36ZM40 23H41V22H40ZM44 23H45V22H44ZM49 23H52V22H49ZM49 23H46V24L51 25V24H49ZM53 23H55V21H53ZM69 23H68V25H69ZM99 23H100V22H99ZM123 23H124V22H123ZM136 23H135V24H136ZM156 23H157V22H156ZM168 23H169V22H168ZM171 23H172V22H171ZM171 23H169V25H170ZM175 23H177V22H175ZM202 23H203V22H202ZM242 23H243V22H242ZM244 23H245V22H244ZM250 23H251V22H250ZM6 24H7V23H6ZM16 24H17V23H16ZM26 24H27V23H26ZM41 24H42V23H41ZM60 24H62L63 26H61ZM85 24H86V23H85ZM89 24H91V23H89ZM92 24H93V23H92ZM92 24H91L90 26H92ZM110 24H112V23H110ZM137 24H138V23H137ZM139 24H140V23H139ZM139 24H138V25H139ZM164 24H165V23H164ZM179 24H180V23H179ZM192 24H193V23H192ZM206 24H207V23H206ZM258 24H260V23H258ZM8 25H9V24H8ZM14 25H15V24H14ZM17 25H20V24H17ZM17 25H16V26H17ZM21 25H22V24H21ZM31 25H32V24H31ZM33 25H34V24H33ZM33 25H32V26H33ZM35 25H36V24H35ZM66 25H67V24H66ZM70 25H71V24H70ZM70 25H69V26H70ZM75 25L72 24V26H71V27H68V28H72L73 26H74V28H78L79 24H78L77 27H76ZM96 25H98V23H97ZM138 25H137V26H138ZM142 25H143V24H142ZM146 25H147V24H146ZM158 25H159V24H158ZM235 25H236V24H235ZM251 25H252V24H251ZM2 26H3V25H2ZM37 26H38V24H37ZM37 26H36V28H37ZM39 26H40V25H39ZM42 26H43V25H42ZM45 26L47 27V25H45ZM53 26H54V25H53ZM53 26H52V29H53ZM84 26H85V25H84ZM86 26H87V25H86ZM113 26H114V25H112V27H113ZM125 26H127V25H125ZM154 26H155V24H154ZM161 26H162V25H161ZM174 26H175V25H174ZM186 26H187V25H186ZM242 26H243V25H242ZM0 27H1V26H0ZM21 27H22V26H21ZM49 27H51V26H48V29H49ZM57 27H58V25L56 24V28H57ZM94 27H95V25H94ZM98 27H99V25H98ZM128 27H129V26H128ZM146 27H147V26H146ZM155 27H156V26H155ZM178 27H179V26H178ZM178 27H177V29H178ZM238 27H239V26H238ZM238 27H237V28H238ZM2 28H3V27H2ZM19 28H20V27H19ZM38 28H39V27H38ZM54 28H55V27H54ZM56 28H55V29H56ZM87 28H89V27H87ZM87 28H86V29H87ZM110 28H111V27H110ZM125 28H126V27H125ZM135 28H136V26H135ZM141 28H143V27H141ZM149 28H150V27H149ZM149 28H148V29H149ZM164 28H165V27H164ZM179 28H180V27H179ZM246 28H247V27H246ZM249 28H250V27H249ZM3 29H4V28H3ZM3 29H2V30H3ZM15 29H16V28H15ZM22 29H24V28H21V30H22ZM33 29H35V28H33ZM48 29H47V30H48ZM52 29H51V30H52ZM55 29H54V31H55ZM57 29H58V28H57ZM57 29H56V31H58L60 28H59L58 30H57ZM66 29H67V28H66ZM66 29H65V31H66ZM86 29H85V30H86ZM118 29H119V28H118ZM157 29H159V28H157ZM168 29L171 30L170 28H168ZM19 30H20V29H19ZM27 30H28V29H27ZM36 30H37V29H36ZM42 30H43V29H42ZM61 30H60V31H61ZM74 30H75V29H74ZM74 30H73V31H74ZM76 30H77V29H76ZM81 30H82V29H81ZM91 30H92V29H91ZM112 30H113V28H112ZM124 30H125V29H124ZM127 30H128V29H126L125 32H127ZM149 30H150V29H149ZM153 30H155V29L153 28ZM159 30H160V29H159ZM161 30H162V29H161ZM161 30H160V31H161ZM163 30H165V29H163ZM205 30H206V29H205ZM235 30H236V27H235ZM249 30H250V29H249ZM5 31H6V30H5ZM8 31H9V30H8ZM8 31H7V32H8ZM23 31H24V30H23ZM60 31H58V34H56L57 32H56L55 34H56V35H59L61 38H62V36H63V38H64V35H65V37H67V36L69 35V34L66 35V32H69V31H72V30H67L66 32H64L65 34H63L62 36H61L62 33H60ZM73 31H72V32H73ZM89 31H90V30H89ZM116 31H117V30H116ZM116 31H115V32H116ZM150 31H151V30H150ZM180 31H181V29H180ZM196 31H198V30H196ZM200 31H201V30H200ZM236 31H237V30H236ZM0 32H1V31H0ZM3 32H4V31H3ZM31 32H32V31H31ZM48 32H50V31H48ZM62 32H63V31H62ZM72 32H71V34H73ZM87 32H88V31H87ZM118 32H119V31H118ZM123 32H124V31H123ZM123 32H122V33H123ZM147 32H148V31H147ZM161 32H162V31H161ZM193 32H194V31H193ZM202 32H203V31H202ZM248 32H249V31H248ZM52 33H54V32H52ZM52 33H51V34H52ZM59 33H60V34H59ZM113 33H114V31H112V34H113ZM119 33H120V32H119ZM151 33H153V32L151 31ZM151 33H149V34H151ZM163 33H165L164 35H166V34L168 33V31H167V32H162V34H163ZM179 33H180V32H179ZM197 33H198V32H197ZM197 33H196V34H197ZM236 33H237V32H236ZM239 33H240V32H239ZM3 34H4V33H3ZM3 34H2V36H3ZM12 34H13V32H12ZM12 34H11V35H12ZM26 34H27V33H26ZM74 34H75V36H76V33H74ZM79 34H80V33H79ZM86 34H87V33H86ZM100 34H101V33H100ZM112 34H111V35H112ZM114 34H115V33H114ZM149 34H148V35H149ZM233 34H234V33H233ZM0 35H1V34H0ZM34 35H35V34H34ZM46 35H47V34H46ZM52 35H53V34H52ZM81 35H82V33H81ZM81 35H80V36H81ZM104 35H105V34H103V36H104ZM108 35H109V34H108ZM118 35H119V34H118ZM122 35H123V34H122ZM146 35H147V34H146ZM146 35H145V36H146ZM151 35H152V34H151ZM168 35H169V34H168ZM230 35H231V34H230ZM234 35H235V34H234ZM5 36H6V34H5ZM5 36H4V39H5ZM8 36H10V34H9ZM25 36H26V35H25ZM53 36H54V35H53ZM72 36H74V35H72ZM80 36H79V37H80ZM87 36H90V35L87 34ZM106 36H107V35H106ZM116 36H117V35H116ZM155 36H156V35H155ZM155 36H154V37H155ZM157 36H158V35H157ZM176 36H177V35H176ZM226 36H228V35H226ZM39 37H41V36H39ZM42 37H44V36H42ZM42 37H41V38H42ZM55 37H56V36H55ZM82 37H83V35H82ZM85 37H86V36H85ZM104 37H105V36H104ZM120 37H121V36H120ZM146 37H147V36H146ZM149 37H151V39H153L152 36H149ZM158 37H159V36H158ZM162 37H163V35H162ZM162 37H160V38H162ZM10 38H11V37H10ZM25 38H26V37H25ZM57 38H58V40H59V37H57ZM61 38H60V39H61ZM67 38H68V37H67ZM100 38H102V37L100 36ZM113 38H114V37H112V38L110 37V38H108L107 40H109V39L112 40ZM118 38H119V36L115 37V39H118ZM147 38H148V37H147ZM160 38H158V39H160ZM171 38H172V37H171ZM176 38H177V37H176ZM235 38H236V37H235ZM0 39H1V38H0ZM2 39H3V38H2ZM6 39H7V38H6ZM54 39H56V38H54ZM70 39H71V38H69V40H70ZM103 39H104V38H103ZM105 39H106V37H105ZM122 39H123V38H122ZM122 39L120 40L121 42H122ZM163 39H164V37H163ZM233 39H234V38H233ZM237 39H238V38H237ZM56 40H57V39H56ZM56 40H55V41H56ZM64 40H65V39H64ZM64 40H63V41L61 40V41L64 42ZM69 40H68V42H66V44H68V45H69V43H71ZM73 40L76 41L75 38L72 39V42H73V43H74ZM79 40H80V38L78 39V41H79ZM84 40H85V39H84ZM84 40H83V42H84ZM148 40H150V39H148ZM154 40H155V38H154ZM154 40H153V41H154ZM161 40H162V39H161ZM161 40H160V41H161ZM176 40H178V38H177ZM226 40H227V37H226ZM230 40H231V39H230ZM234 40H235V39H234ZM234 40H233V42H235ZM3 41H4V40H3ZM10 41H11V40H10ZM10 41H9V43H10ZM55 41H54V42H55ZM78 41H76V42H78ZM96 41H97V40H96ZM103 41H104V40H103ZM112 41H113V40H112ZM116 41L118 42V40H116ZM123 41H124V40H123ZM126 41H127V40H126ZM143 41H146V39L143 40ZM150 41H151V40H150ZM155 41H157V40H155ZM155 41H154V42H155ZM174 41H175V40H174ZM178 41H179V40H178ZM237 41H238V40H237ZM11 42H12V41H11ZM42 42H43V41H42ZM48 42H49V41H48ZM52 42H53V41H51V43H52ZM57 42H58V41H57ZM59 42H60V40H59ZM80 42H81V40H80ZM98 42H99V41H98ZM109 42H111V41H109ZM117 42H115V44H116ZM121 42H120V43H121ZM132 42H133V41H132ZM132 42H131V44H132ZM154 42H153V43H154ZM227 42H228V40L226 41V44H227ZM233 42H231L232 45H233ZM46 43H47V42H46ZM94 43H95V42H94ZM104 43H105V42H104ZM118 43H119V42H118ZM118 43H117V44H118ZM124 43H125V42H124ZM158 43H159V41L157 42V44H158ZM162 43H164V42H162ZM162 43H161V44H162ZM176 43L178 44V42H176ZM183 43H184V42H183ZM229 43H230V42H229ZM235 43H236V42H235ZM237 43H238V42H237ZM10 44H11V43H10ZM48 44H49V43H48ZM75 44H76V43H75ZM83 44H84V43H83ZM83 44H82V45H83ZM85 44H87V43L85 42ZM91 44H92V42H91ZM106 44H107V41H106ZM115 44H114V45H115ZM117 44H116V45H117ZM135 44H136V42H135ZM151 44H152V43H151ZM159 44H160V43H159ZM4 45H5V44H4ZM52 45H54V43H52ZM52 45H51L50 47H52ZM57 45H58V44H57ZM59 45H60V44H59ZM76 45H77V49H78V46H79V45H78V44H76ZM76 45H75V46H76ZM103 45H104V44H103ZM103 45H102V46H103ZM108 45H109V44H108ZM111 45H112V44H111ZM121 45H122V44H121ZM123 45H124V44H123ZM129 45H130V44H128V46H129ZM145 45H146V44H145ZM145 45H144V46H145ZM168 45H169V44H168ZM224 45H225V43H224ZM8 46H9V45H8ZM54 46H56V45H54ZM60 46H61V45H60ZM62 46H63V45H62ZM62 46H61V47H62ZM65 46H66V45H65ZM70 46H71V45H70ZM85 46H86V45H85ZM95 46H96V45H95ZM102 46H101V47H102ZM112 46H113V45H112ZM133 46H134V45H133ZM135 46H136V45H135ZM135 46H134V47H135ZM137 46H138V45H137ZM149 46H150V45H149ZM154 46H155V44H154ZM158 46H159V45H158ZM160 46L163 47L162 45H160ZM230 46H231V45H230ZM9 47H10V46H9ZM9 47H8V48H9ZM12 47H13V46H11V48H12ZM63 47H64V46H63ZM67 47L69 48V46H66V49H67ZM71 47H72V46H71ZM83 47H84V46H83ZM86 47H89V44H88V46H86ZM86 47H84V48H86ZM96 47H100V46L98 45V46H96ZM124 47H125V46H124ZM130 47H131V46H130ZM139 47H140V46H139ZM139 47H137V48H139ZM156 47H157V46H156ZM156 47H155V48H156ZM161 47H160V48H161ZM165 47H166V46H165ZM11 48H10L9 50H11ZM58 48H59V47H57V48H55V49H58ZM74 48H75V47H74ZM81 48H82V47H81ZM81 48H80V49H81ZM89 48H90V47H89ZM107 48H108V47H107ZM131 48H133V47H131ZM140 48H141V47H140ZM140 48H139V49H140ZM150 48H151V47H150ZM150 48H149V49H150ZM153 48H154V47H153ZM184 48H185V47H184ZM184 48H183V49H184ZM15 49H16V47H15ZM86 49H87V48H86ZM86 49H85V50H86ZM108 49H109V48H108ZM122 49H123V48H122ZM128 49L130 50V48H128ZM128 49H127V50H128ZM144 49H145V48H144ZM147 49H148V48H147ZM4 50H5V49H4ZM12 50H13V49H12ZM12 50H11V51H12ZM63 50H65V49H63ZM63 50L60 49V52L63 51ZM68 50H70V49H68ZM100 50H103V48H102V49H99V51H100ZM111 50H112V49H111ZM116 50H117V49H116ZM118 50H119V49H118ZM123 50H124V49H123ZM125 50H126V49H125ZM125 50H124V51H125ZM127 50H126V51H127ZM129 50H128V52H129ZM136 50H137V49H136ZM141 50H142V49H141ZM151 50H152V49H151ZM151 50H150V53H151V52H156V51H151ZM157 50H158V49H157ZM161 50H162V48H161ZM217 50H218V49H217ZM1 51H2V50H1ZM1 51H0V52H1ZM11 51H10V52H11ZM15 51H16V50H15ZM15 51H14V52H15ZM46 51H47V50H46ZM49 51H50V50H49ZM72 51H73V47H72ZM76 51H79V50H76ZM76 51H75V52H76ZM83 51H84V50H83ZM83 51H81V53H82ZM86 51H87V50H86ZM88 51H89V50H88ZM103 51H104V50H103ZM106 51H107V50H106ZM124 51H123V52H124ZM137 51H138V50H137ZM218 51H219V50H218ZM249 51H250V49H249ZM3 52H4V51H3ZM7 52H8V50H7ZM58 52H59V51H58ZM63 52H65V51H63ZM75 52H74V54H75ZM79 52H80V51H79ZM79 52H77V53H79ZM97 52H98V51H97ZM163 52H164V51H163ZM166 52L168 53V51H166ZM20 53H21V52H20ZM22 53H23V52H22ZM47 53H48V52H47ZM54 53H55V52H54ZM67 53H68V52H67ZM91 53H92V52H91ZM104 53H105V52H104ZM106 53H107V52H106ZM118 53H119V52H118ZM142 53H143V51H142ZM145 53H146V52H145ZM167 53H166V54H167ZM1 54H2V53H1ZM27 54H28V53H27ZM32 54H33V53H32ZM58 54H59V53H58ZM85 54H86V53H85ZM89 54H90V53H89ZM92 54H95V53H92ZM92 54H90V55H92ZM97 54H98V53H97ZM99 54H101V53H99ZM107 54H108V53H107ZM140 54H141V53H140ZM152 54H153V53H152ZM157 54L159 55L160 53H157ZM8 55H10V54H8ZM13 55H14V54H13ZM16 55H18V54H16ZM19 55H20V54H19ZM19 55H18V56H19ZM51 55H54V54H51ZM55 55H56V54H55ZM64 55H65V53H64ZM71 55H72V52H71ZM82 55H84V53H83ZM82 55H79V56H82ZM86 55H87V54H86ZM104 55H105V54H104ZM120 55H121V54H120ZM122 55H123V54H122ZM124 55H126V54H124ZM124 55H123V56H124ZM128 55H129V54H128ZM144 55H145V54H144ZM11 56H12V55H10V57H11ZM14 56H15V55H14ZM18 56H17V57H18ZM32 56H33V55H32ZM56 56H57V55H56ZM59 56H60V55H59ZM61 56H62V54H61ZM61 56H60V57H61ZM67 56H68V55H66V57H67ZM95 56H96V55H95ZM107 56H108V55H107ZM130 56H131V55H130ZM136 56H137V55H136ZM136 56H135V58H136ZM140 56H142V54H141ZM145 56L147 57V54H146ZM145 56H144V57H145ZM148 56H149V55H148ZM155 56L157 57L156 54H155ZM159 56H160V55H159ZM222 56H223V55H222ZM7 57H8V56H7ZM10 57H9V58H10ZM64 57H65V56H64ZM83 57H84V56H83ZM86 57H87V56H86ZM86 57L83 58V60L86 59ZM91 57H93V56H91ZM146 57H145V58H146ZM151 57H152V56H151ZM11 58H12V57H11ZM15 58H16V57H15ZM56 58H57V57H56ZM67 58H68V57H67ZM69 58L71 59L72 57H69ZM69 58H68V59H69ZM77 58H79V57H77ZM80 58H82V57H80ZM80 58H79V61L81 62L82 59H80ZM88 58H89V57H88ZM98 58H99V57H98ZM98 58H97V59H98ZM104 58H105V60H106V57H104ZM108 58H109V57H108ZM116 58H118V57H116ZM123 58H124V57H123ZM128 58H129V57H128ZM157 58H158V57H157ZM164 58H165V57H164ZM164 58H163V59H164ZM214 58L216 59V57H214ZM6 59H7V58H6ZM6 59H5V60H6ZM13 59H14V58H13ZM65 59H66V58H65ZM75 59H76V58H75ZM91 59H93V58H91ZM95 59H96V57H95ZM114 59H115V58H114ZM118 59H119V58H118ZM142 59H143V58H142ZM142 59H141V61H142ZM153 59H154V58H152V60H153ZM168 59H169V58H168ZM3 60H4V59H3ZM5 60H4V61H5ZM7 60H8V59H7ZM19 60H20V59H19ZM25 60H26V59H25ZM57 60H58V58H57ZM60 60H62V59H60ZM63 60H64V59H63ZM72 60H73V59H72ZM72 60L70 61V65H71ZM93 60H94V59H93ZM103 60H104V59H102V56H101L100 61H101V63L104 64V66L107 65V64L109 63V62H107L108 59L105 61V62H107L106 64L103 62ZM120 60H121V59H120ZM136 60H140V59H136ZM8 61H9V60H8ZM28 61H30V60H28ZM39 61H40V60H39ZM42 61H43V60H42ZM66 61H68V60H66ZM66 61H65V62H66ZM76 61H77V60H76ZM84 61H86V60H84ZM89 61H90V60L88 59V64H89ZM94 61H95V60H94ZM100 61H99V62H100ZM124 61H125V60H124ZM163 61H164V60H163ZM170 61H171V60H170ZM173 61H174V60H173ZM2 62H3V61H2ZM21 62H22V61H21ZM21 62H20V63H21ZM31 62H32V60H31ZM44 62H45V61H44ZM56 62H57V61H56ZM73 62H74V61H73ZM77 62H78V61H77ZM86 62H87V61H86ZM97 62H98V60H97ZM117 62H118V61H117ZM125 62H126V61H125ZM138 62H139V61H138ZM146 62H147V61H146ZM161 62H162V61H161ZM166 62H167V58H166ZM174 62H175V61H174ZM3 63H4V62H3ZM9 63H10V62H9ZM49 63H50V62H49ZM59 63H60V62H59ZM67 63H69V61H68ZM93 63H94V62H93ZM118 63H119V62H118ZM118 63H117V64H118ZM120 63H121V62H120ZM144 63H145V61H144ZM144 63H143L142 65H145V64H146V63H145V64H144ZM155 63H156V62H155ZM155 63H154V64H155ZM164 63H165V62H164ZM175 63H176V62H175ZM1 64H2V63H1ZM10 64H11V63H10ZM34 64H35V63H34ZM37 64H38V63H37ZM44 64H45V63H44ZM46 64H47V63H46ZM46 64H45V65H46ZM95 64H96V63H95ZM98 64H99V63H98ZM98 64H96V65H97V68H98ZM127 64H128V63H127ZM133 64H134V63H133ZM154 64H153V65H154ZM172 64H174V63L172 62ZM172 64H170V66H171ZM176 64H177V63H176ZM221 64H222V63H221ZM4 65H5V64H4ZM7 65H8V64H7ZM7 65H6V66H7ZM11 65H13V63H12ZM29 65H30V64H28V66H29ZM31 65H32V64H31ZM39 65H41V63H40ZM50 65H51V64H50ZM52 65H53V63H52ZM58 65H59V64H58ZM58 65H57V66H58ZM72 65H74V64H72ZM79 65H80V64H79ZM82 65H83V63L81 64V66H82ZM99 65H100V64H99ZM109 65H110V64H109ZM115 65H116V64H115ZM119 65H120V64H119ZM124 65H125V64H124ZM140 65H141V64H140ZM148 65H149V62H148ZM183 65H185V64H183ZM200 65H201V64H200ZM215 65H216V64H215ZM85 66H87V65H85ZM89 66H90V65H89ZM89 66H88V67H89ZM102 66H103V65H102ZM102 66H101V65L99 66V67H100L99 71L101 70V67H102ZM104 66H103V68H104ZM110 66H113V65H110ZM121 66H122V65H121ZM128 66H129V65H128ZM134 66H135V65H134ZM155 66H158V64H156ZM155 66H154V68H155ZM159 66H160V64H159ZM202 66H203V65H202ZM217 66H218V65H217ZM243 66H244V65H243ZM258 66L260 67V65H258ZM8 67H9V66H8ZM26 67H27V66H26ZM39 67H40V66H39ZM41 67H45V66H41ZM46 67H47V66H46ZM46 67H45V69H46ZM55 67H56V66H55ZM59 67H60V65H59ZM59 67H58V68H59ZM62 67H63V66H62ZM88 67H87V69H88ZM91 67H92V65H91ZM132 67H133V66H132ZM138 67L141 68L140 66H138ZM172 67H174V66H172ZM181 67H183V66H181ZM240 67H241V65H240ZM250 67H251V66H250ZM262 67H264V66H262ZM31 68H32V67H31ZM33 68H34V67H33ZM49 68H50V66H49ZM51 68H53V67H51ZM58 68H57V69H58ZM70 68H71V67H70ZM89 68H90V67H89ZM106 68H107V67H105V69H106ZM108 68H109V67H108ZM135 68H137V66H136ZM135 68H134V71L137 70V72H138V69H139V68H138V69H135ZM149 68H150V66H149ZM156 68H157V67H156ZM156 68H155V70H156ZM175 68H177V66H176ZM179 68H180V67H179ZM184 68H185V66H184ZM184 68H183V69H184ZM216 68H217V67H216ZM1 69H2V68H1ZM1 69H0V70H1ZM15 69H16V68H15ZM27 69H28V68H27ZM35 69H36V68H35ZM39 69H40V68H39ZM63 69H64V68H63ZM95 69H96V68H94V70H95ZM117 69H118V68H117ZM121 69H122V68H121ZM143 69H144V68H143ZM146 69H147V66H146ZM164 69H165V68H164ZM164 69H163V70H164ZM166 69H167V68H166ZM168 69H169V68H168ZM171 69H172V68H171ZM202 69H203V68H202ZM219 69H220V68H219ZM234 69H235V68H234ZM242 69H243V68H242ZM255 69H256V68H255ZM260 69H261L262 71L264 70V69H262V68H260ZM37 70H38V69H37ZM42 70H43V69H42ZM59 70H60V69H59ZM61 70H62V69H61ZM66 70H67V69H66ZM82 70H84V69H82ZM88 70H89V69H88ZM130 70H131V69H130ZM155 70H153V71H151V72L154 73ZM175 70H176V69H175ZM175 70H173V72H174ZM177 70H178V69H177ZM181 70H182V69H181ZM185 70H187V69H185ZM205 70H206V69H205ZM251 70H252V69H251ZM4 71H5V70H4ZM6 71H7V70H6ZM30 71H31V70H30ZM53 71H54V70H53ZM53 71H52V73H53ZM64 71H65V70H64ZM85 71H86V69H85ZM95 71H97V70H95ZM95 71H94V72H95ZM101 71H103V70H101ZM101 71H100V72H101ZM105 71H107V70H105ZM109 71H110V69H109ZM125 71H126V70H125ZM134 71L131 70V72H134ZM139 71H140V70H139ZM141 71H142V70H141ZM149 71H150V70H149ZM159 71H162V68H161V70H159ZM164 71L166 72V70H164ZM169 71H170V70H169ZM169 71H168V72H169ZM171 71H172V70H171ZM189 71H190V70H189ZM189 71H186V72H189ZM191 71H192V70H191ZM203 71H204V69H203ZM232 71H233V70H232ZM236 71H237V70H236ZM0 72H1V71H0ZM31 72H32V71H31ZM71 72H72V71H71ZM79 72H81V71H79ZM91 72H92V71H91ZM91 72H89V73H91ZM94 72H92V74H93ZM113 72H114V71H113ZM126 72H127V71H126ZM144 72H145V70H144ZM156 72H158V69H157ZM156 72H155V73H156ZM186 72H185V73H186ZM256 72H257V71H255V73H256ZM48 73H49V71H48ZM61 73H62V75H63V72H62V71H61ZM61 73H60V75H61ZM95 73H96V72H95ZM95 73H94V74H95ZM108 73H109V72H108ZM149 73H150V72H149ZM170 73H172V72H170ZM207 73H208V72H207ZM236 73H237V72H236ZM249 73H250V72H249ZM253 73H254V72H253ZM4 74H5V73H4ZM22 74H23V73H22ZM22 74H20V75H22ZM27 74H28V73H27ZM32 74H33V73H32ZM49 74H50V73H49ZM53 74H54V73H53ZM64 74H65V73H64ZM68 74H69V73H68ZM81 74H82V73H81ZM92 74H91V75H92ZM103 74H104V73H103ZM103 74H102V75H103ZM105 74H106V73H105ZM105 74H104V75H105ZM116 74H117V73H116ZM116 74H115V75H116ZM139 74H140V73H139ZM146 74H147V73H146ZM151 74H152V73H151ZM156 74H157V73H156ZM156 74H155L154 76H157ZM165 74H166V73H165ZM168 74H169V73H168ZM186 74H187V73H186ZM238 74H239V73H238ZM240 74H241V73H240ZM240 74H239V75H240ZM245 74H246V73H245ZM247 74H248V73H247ZM1 75H2V73H1ZM24 75H25V74H24ZM47 75H48V74H47ZM54 75H55V74H54ZM96 75H97V74H96ZM113 75H114V73H113ZM115 75H114V76H115ZM136 75H138V74H136ZM136 75H135V76H132V78H133V77H136ZM161 75H164V74L161 72ZM170 75H171V74H170ZM250 75H251V74H250ZM51 76H52V75H51ZM93 76H94V75H93ZM107 76H108V75H107ZM117 76H118V75H117ZM125 76H126V75H125ZM130 76H131V74H130ZM130 76H128V77H130ZM143 76H146V75L143 74ZM149 76H150V75H149ZM154 76H153V77H154ZM158 76H159V75H158ZM190 76H191V75H190ZM233 76H234V75H233ZM233 76H232V77H233ZM236 76H237V75H236ZM245 76H246V75H245ZM255 76H256V75H255ZM54 77H55V76H54ZM54 77H52V78H54ZM70 77H71V74H70ZM95 77H96V76H95ZM97 77H98V76H97ZM100 77H101V76H100ZM104 77H106V76H104ZM120 77H121V76H120ZM126 77H127V76H126ZM172 77H173V76H172ZM252 77H253V75H252ZM3 78H5V77H3ZM6 78H7V77H6ZM20 78H21V77H20ZM52 78H51V79H52ZM56 78H57V77H56ZM58 78H61V77H58ZM63 78H65V77H63ZM71 78H72V77H71ZM71 78H70V79H71ZM90 78H91V77H90ZM102 78H103V77H102ZM117 78H118V77H117ZM145 78H146V77H145ZM151 78H152V77H151ZM158 78H159V77H157V79H158ZM185 78H186V77H185ZM235 78H236V77H235ZM235 78H234V79H235ZM240 78H241V77H240ZM240 78H238V79H240ZM22 79H24V78H22ZM47 79H48V77H47ZM51 79H50V80H51ZM54 79H55V78H54ZM67 79H68V76H67ZM67 79L65 78V80H67ZM91 79L93 80V78H91ZM118 79H119V78H118ZM120 79H121V78H120ZM120 79H119V80H120ZM136 79H137V78H136ZM136 79L134 80V82L136 81ZM143 79H144V78H143ZM163 79H164V78H163ZM165 79H166V77H165ZM167 79H168V76H167ZM174 79H175V78H174ZM187 79H188V78H186V80H187ZM242 79H245V78H242ZM247 79H248V78H247ZM253 79H255V77H254ZM256 79H257V77H256ZM0 80H1V79H0ZM4 80H5V79H4ZM6 80H7V79H6ZM45 80H46V78H45ZM52 80H53V79H52ZM57 80H58V79H57ZM98 80H99V79H98ZM100 80H101V79H100ZM130 80H132V79H130ZM145 80H146V79H145ZM151 80H152V79H151ZM151 80H149V81L151 82ZM159 80H161V78L158 79V83H159ZM188 80H189V79H188ZM26 81H27V80H26ZM60 81H61V80H60ZM106 81H107V80H106ZM106 81H105V82H102V83L105 84ZM163 81H164V80H163ZM173 81H174V80H173ZM243 81H244V80H243ZM250 81H251V80H250ZM1 82H2V81H1ZM5 82H6V81H5ZM47 82H48V81H47ZM49 82H50V81H49ZM52 82H53V81H52ZM55 82H57V81H55ZM64 82H65V81H64ZM64 82H60V83H64ZM128 82H129V81H128ZM132 82H133V81H132ZM134 82H133L132 84H134ZM160 82H162V81H160ZM174 82H175V81H174ZM174 82H173V83H174ZM188 82L190 83L191 81H188ZM251 82H252L251 85H253V81H251ZM251 82H249V83H251ZM257 82H258V81H257ZM257 82L255 81L254 83H257ZM18 83H19V82H18ZM21 83H23V82H21ZM25 83H26V82H25ZM95 83H97V81H96ZM99 83H100V82H99ZM144 83H145V82H144ZM153 83H154V82H153ZM162 83H163V82H162ZM168 83H169V82L167 81V83H166V80H165V84H168ZM246 83H247V82H246ZM249 83H248V84H249ZM2 84H4V83H2ZM6 84H7V82H6ZM46 84H47V83H46ZM50 84H51V82H50ZM50 84H49V85H50ZM55 84H56V83H55ZM107 84H108V83H107ZM132 84H131V87H132ZM136 84H137V83H136ZM138 84H139V83H138ZM155 84H156V83H155ZM170 84H171V82H170ZM236 84H237V83H236ZM19 85H20V84H19ZM44 85H45V84H44ZM57 85H58V83H57ZM63 85H64V84H63ZM99 85H100V84H99ZM105 85H106V84H105ZM114 85H115V84H114ZM119 85H120V84H119ZM149 85H150V84H149ZM159 85H160V84H159ZM174 85H175V84H174ZM174 85H173V86H174ZM245 85H246V84H245ZM251 85H250V86H251ZM3 86H4V85H3ZM5 86H6V85H5ZM45 86H46V85H45ZM58 86H59V88H61L60 85H58ZM100 86L103 87V88H107V86L104 87V86H102V84H101ZM136 86H137V85H136ZM162 86H164V85H162ZM21 87H22V86H21ZM40 87H42V85H41ZM49 87H50V86H49ZM52 87H54V83H53V86H52ZM55 87H56V85H55ZM63 87H64V86H63ZM109 87H110V85H109ZM120 87H121V86H120ZM131 87H130V88H131ZM134 87H135V86H134ZM139 87H141V82H140V85L138 86V88H139ZM142 87H143V86H142ZM145 87H146V86H145ZM154 87H155V86H154ZM160 87H161V85L159 86V88H160ZM247 87H248V86H247ZM263 87H264V86H263ZM56 88H57V87H56ZM56 88H55V89H56ZM59 88H58V89H59ZM88 88H89V87H88ZM99 88H100V87H99ZM128 88H129V87H128ZM143 88H144V87H143ZM143 88H142V89H143ZM146 88H147V90L149 89L148 87H146ZM146 88H145V89H146ZM171 88H172V86L170 87L169 90H171ZM200 88H201V86H200ZM241 88H243V87H241ZM248 88H249V87H248ZM250 88H251V90H253L255 87H254L253 89H252V87H250ZM43 89H44V88H43ZM62 89H63V88H62ZM65 89H66V87H65ZM92 89H94V87H93ZM97 89H98V88H97ZM97 89H96L95 91H98ZM145 89H144V91H145ZM156 89H157V88H156ZM162 89H163V88H162ZM166 89H167V86H166ZM234 89H235V88H234ZM2 90H3V89H2ZM2 90H1V91H2ZM41 90H42V89H41ZM44 90H45V89H44ZM50 90H51V89H50ZM53 90H54V88H53ZM56 90H57V89H56ZM104 90H105V89H104ZM106 90H107V89H106ZM132 90H133V89H132ZM134 90H135V89H134ZM136 90H137V88H136ZM150 90H151V89H150ZM160 90H161V89H160ZM169 90H168V91H169ZM242 90H243V89H242ZM244 90H245V89H244ZM260 90H261V89H260ZM262 90H263V89H262ZM1 91H0V92H1ZM48 91H49V89H48ZM61 91H62V90H61ZM63 91H64V90H63ZM128 91H129V90H128ZM139 91H140V89H139ZM148 91H149V90H148ZM158 91H159V90H158ZM238 91H239V90H238ZM240 91H241V90H240ZM253 91H254V90H253ZM37 92H38V90H37ZM42 92H43V91H42ZM51 92H52V91H51ZM53 92H54V91H53ZM55 92H56V91H55ZM107 92H108V91H107ZM113 92H114V91H112V93H113ZM133 92H134V91H133ZM135 92H136V91H135ZM135 92H134V93H135ZM137 92H138V91H137ZM149 92H150V91H149ZM161 92H162V91H161ZM165 92H166V91H165ZM165 92H164V93H165ZM248 92H250V90H248ZM255 92H257V90H256ZM258 92H259V91H258ZM260 92H261V91H260ZM40 93H41V92H40ZM46 93H47V92H46ZM58 93H59V92H58ZM130 93H132V92H130ZM134 93H132V95H133ZM144 93L146 94L147 91H145ZM144 93H143V94H144ZM150 93H151V92H150ZM157 93H158V92H157ZM236 93H238V92H236ZM241 93H242V92H241ZM261 93H262V92H261ZM53 94H54V93H53ZM107 94H108V93H107ZM109 94H110V93H109ZM118 94H119V93H118ZM135 94H136V93H135ZM152 94H153V93H152ZM159 94H160V92H159ZM254 94H257V93L252 92V94H250V95L252 96L251 98L249 97V98L251 99V101L254 99ZM40 95H41V94H40ZM42 95H43V94H42ZM49 95H50V94H49ZM51 95H52V94H51ZM57 95H58V94H57ZM59 95H60V94H59ZM63 95H64V94H63ZM65 95H68V92L65 93ZM110 95H111V94H110ZM132 95H131V96H132ZM150 95H151V94H150ZM150 95L147 94V96H150ZM162 95H163V94H162ZM248 95H249V93H248ZM250 95H249V96H250ZM60 96H61V95H60ZM69 96H70V95H69ZM104 96H105V94H104ZM114 96H115V95H114ZM117 96H119V95H117ZM141 96H142V95H141ZM147 96H145V97H147ZM156 96H158V94H156ZM156 96H152V97H154V99H155ZM160 96H161V94H160ZM165 96H166V94H165ZM51 97H52V96H51ZM51 97H50V98H51ZM67 97H68V96H67ZM67 97H66V98H67ZM106 97H108V95H106ZM111 97H113V95H112ZM111 97H108V98H111ZM126 97H127V96H126ZM150 97H151V96H150ZM152 97H151V98H152ZM170 97H171V96H170ZM170 97H169V98H170ZM235 97H236V96H235ZM244 97H245V96H244ZM259 97H260V95H259ZM46 98H47V96H46ZM54 98H55V97H54ZM102 98H103V97H102ZM130 98H131V97H130ZM137 98H138V97H137ZM141 98H142V97H141ZM148 98H149V97H148ZM241 98H242V96H241ZM256 98L258 99V97H256ZM256 98H255V99H256ZM261 98H262V97H261ZM51 99H52V98H51ZM70 99H71V98H70ZM87 99H88V96H87ZM98 99H99V98H98ZM103 99H104V98H103ZM103 99H102V100H103ZM135 99H136V97H135ZM135 99L133 100L134 102L136 101ZM144 99L146 100L147 98H144ZM152 99H153V98H152ZM152 99H151V100H152ZM163 99H164V98H163ZM171 99H172V98H171ZM39 100H40V99H39ZM65 100H66V99H65ZM68 100H69V99H68ZM92 100H93V99H92ZM99 100H100V99H99ZM106 100H108V99H106ZM111 100H112V99H111ZM127 100H129V99L127 98ZM130 100H131V99H130ZM142 100H143V99H142ZM155 100H156V99H155ZM159 100H160V99H159ZM164 100H165V99H164ZM164 100H162V101H164ZM167 100H168V98H167ZM167 100H166V101H167ZM196 100H197V99H196ZM196 100H195V101H196ZM208 100H210V99H208ZM242 100H243V99H242ZM259 100H260V99H259ZM261 100H263V99H261ZM43 101H44V100H43ZM75 101H76V100H75ZM109 101H110V100H109ZM116 101H117V100H116ZM131 101H132V100H131ZM146 101H147V100H146ZM160 101H161V100H160ZM195 101H194V105H195ZM201 101H202V100H201ZM237 101H238V100H237ZM257 101H258V100H257ZM8 102H10V101H8ZM47 102H49V101H47ZM47 102H46V103H47ZM52 102H53V101H52ZM63 102H65V101H63ZM70 102H71V101H70ZM93 102H94V101H93ZM102 102H103V101H102ZM134 102H133V104H134ZM137 102H138V101H137ZM137 102H136V103H137ZM235 102H236V100H235ZM244 102H245V101H244ZM260 102H262V101H260ZM6 103H7V102H6ZM35 103H36V101H35ZM75 103H76V102H75ZM115 103H116V102H115ZM117 103H118V102H117ZM151 103H152V102H151ZM153 103H155V102H153ZM156 103H158V102L156 101ZM162 103H163V102H162ZM162 103H161V104H162ZM168 103H169V102H168ZM206 103H207V102H205V105H206ZM209 103H210V102H209ZM233 103H234V102H233ZM245 103H246V102H245ZM252 103H253V102H252ZM4 104H5V103H4ZM7 104H8V103H7ZM12 104H13V102H12ZM12 104H11L10 106H12ZM104 104H107V103H104ZM111 104H112V103H111ZM113 104H114V103H113ZM121 104H122V103H121ZM146 104H149V103L147 102ZM163 104H164V103H163ZM171 104H172V102H171ZM200 104H201V103H200ZM235 104H237V103H235ZM248 104H249V103H248ZM248 104H247V105H248ZM262 104H264V103H262ZM262 104H261V105H262ZM13 105H14V104H13ZM33 105H34V104H33ZM49 105H50V104H49ZM93 105H94V104H93ZM96 105H97V104H96ZM96 105H95V106H96ZM149 105H150V104H149ZM153 105H154V104H153ZM158 105H159V104H158ZM166 105H167V104H166ZM175 105H176V104H175ZM175 105H174V106H175ZM202 105H203V104H202ZM213 105H214V104H213ZM213 105H212V106H213ZM247 105H246V106H247ZM256 105H257V104H255V106H256ZM34 106H36V105H34ZM51 106H53V104H52ZM83 106H84V105H83ZM99 106H100V105H99ZM102 106H103V105H102ZM113 106H114V105H113ZM113 106L110 107V109L113 108ZM156 106H157V105H156ZM160 106H161V105H160ZM171 106H173V105H171ZM196 106H197V105H196ZM206 106L208 107V105H206ZM238 106H239V105H238ZM248 106H249V105H248ZM5 107H6V105H5ZM49 107H50V106H49ZM119 107H120V106H119ZM123 107H124V106H123ZM165 107H167V106H165ZM198 107H199V105H198ZM200 107H201V106H200ZM203 107H204V106H203ZM203 107H202V108H203ZM213 107H214V106H213ZM231 107H232V106H231ZM240 107H242V106H240ZM244 107H245V106H244ZM263 107H264V105H263ZM6 108H7V107H6ZM6 108H5V109H6ZM10 108H11V107H10ZM12 108H13V107H12ZM46 108H48V107L46 106ZM52 108H53V107H51V109H52ZM81 108H82V107H81ZM95 108H97V107H95ZM108 108H109V107H108ZM157 108H158V107H157ZM194 108H195V107H194ZM194 108H193V109H194ZM211 108H212V107H211ZM211 108H210V109H211ZM215 108H216V107H215ZM233 108H234V106H233ZM249 108H250V106H249ZM1 109H2V108H1ZM15 109H16L15 111L17 112V108H15ZM39 109H40V108H39ZM49 109H50V108H49ZM83 109H84V108H83ZM98 109H100V108H98ZM115 109H116V107H115ZM120 109H121V108H120ZM131 109H132V108H131ZM133 109H134V108H133ZM155 109H156V107H154V110H155ZM196 109H197V107H196ZM206 109L209 110V108H206ZM253 109H254V108H253ZM258 109H260V108L258 107ZM2 110H3V109H2ZM13 110H14V109H12L11 111H13ZM40 110H41V109H40ZM40 110H39V111H40ZM47 110H48V109H47ZM106 110H109V109H106ZM121 110H122V109H121ZM160 110H161V109H160ZM175 110H176V109H175ZM194 110H195V109H194ZM197 110H198V109H197ZM199 110H200V109H199ZM202 110H203V109H202ZM204 110H205V108H204ZM233 110H234V109H233ZM236 110L238 111V108H236ZM239 110H240V109H239ZM254 110H255V109H254ZM4 111H5V110H4ZM98 111H99V110H98ZM101 111H102V109H101ZM111 111H114V110H111ZM118 111H119V110H117V112H118ZM132 111H133V110H132ZM172 111H173V110H172ZM210 111H211V110H210ZM249 111H250V110H249ZM256 111H257V110H256ZM259 111H260V110H259ZM5 112H6V111H5ZM45 112H46V111H45ZM45 112H44V113H45ZM49 112H50V111H49ZM49 112H48V113H49ZM51 112H52V111H51ZM130 112H131V111H130ZM155 112H156V111H155ZM202 112H203V111H202ZM213 112H215V111H213ZM252 112H253V111H252ZM257 112H258V111H257ZM257 112H256L255 115H257ZM261 112H262V111H261ZM122 113H123V112H122ZM169 113H171V112H169ZM186 113H187V112H186ZM210 113H211V112H210ZM249 113H250V112H249ZM12 114H13V113H12ZM18 114H19V113H18ZM31 114H32V113H31ZM31 114H30V115H31ZM39 114H40V113H39ZM42 114H43V113H42ZM46 114H47V113H46ZM164 114H165V113H164ZM166 114H167V113H166ZM173 114H174V113H173ZM183 114H184V113H183ZM188 114H189V113H188ZM212 114H213V113H212ZM253 114H254V112H253ZM13 115H14V114H13ZM26 115H29V113L26 114ZM118 115H120V114L118 113ZM118 115H117V116H118ZM168 115H169V114H168ZM168 115H167V116H168ZM170 115H171V114H170ZM181 115H182V114H181ZM194 115H195V113H194ZM198 115H199V114H198ZM202 115H203V114H202ZM208 115H209V114H208ZM249 115H250V114H249ZM255 115H254V116H255ZM261 115H263V114H261ZM3 116H8V115H3ZM10 116H11V115H10ZM123 116L125 117V114H124ZM175 116H176V115H175ZM175 116H174V117H175ZM179 116H180V115H179ZM199 116H200V115H199ZM204 116H205V114H204ZM212 116H213V115H212ZM258 116H260V114H259ZM258 116H257V117H258ZM11 117H12V116H11ZM11 117H10V118H11ZM26 117H27V116H26ZM26 117H25V118H26ZM29 117H30V116H29ZM54 117H55V116H54ZM54 117H53V119H54ZM164 117H165V116H164ZM171 117H173V116L171 115ZM202 117H203V116H202ZM10 118H9V119H10ZM58 118H59V117H58ZM118 118H119V116H118ZM121 118H122V117H121ZM131 118H132V117H131ZM182 118H183V117H182ZM184 118H186V115H185ZM188 118H189V117H188ZM205 118H206V117H205ZM208 118H209V117H208ZM1 119H2V118H1ZM9 119H8V120H9ZM12 119H13V117H12ZM12 119H11V120H12ZM59 119H60V118H59ZM125 119H126V117H125ZM127 119H128V118H127ZM129 119H130V118H129ZM168 119H170V117H169ZM175 119H176V118H175ZM177 119H178V116H177ZM179 119H181V118H179ZM201 119H202V118H201ZM210 119H211V118H210ZM245 119H246V118H245ZM255 119H256V118H255ZM255 119H252V120L254 121ZM261 119H262V118L260 117V119H259V123H261V124H258V125H256V124H257L256 121L254 122V124L251 123V125H250V123H249L248 120H247L248 124L250 125V128H249V129H250V133H251V134H248V135H250V136L252 135V136L254 137V132L256 133V131H259V129L261 130V128H263L264 124H262V121H260ZM263 119H264V118H263ZM6 120H7V118H6ZM54 120H58V119H54ZM61 120H62V119H61ZM66 120H67V119H66ZM121 120H123V119H121ZM166 120H167V119H166ZM182 120H183V119H182ZM186 120H188V119H186ZM197 120H198V119H197ZM238 120H239V119H238ZM14 121H15V120H14ZM14 121H10V123H11V122H14ZM21 121H22V120H21ZM25 121H26V120H25ZM32 121H33V120H32ZM174 121H175V120H174ZM188 121H189V120H188ZM249 121H250V120H249ZM253 121H251V122H253ZM1 122H2V121H1ZM30 122H31V121H30ZM34 122H35V121H34ZM53 122H54V121H53ZM99 122H100V121H99ZM123 122H124V120H123ZM127 122H129V121H127ZM168 122H169V121H168ZM171 122H172V121H171ZM200 122H201V121H200ZM214 122H215V119H214ZM216 122H217V121H216ZM239 122H240V121H239ZM257 122H258V121H257ZM7 123H8V122H7ZM19 123H20V122H19ZM55 123L57 124V122H54L53 125H54ZM58 123H60V122H58ZM173 123H174V122H173ZM191 123H192V121H191ZM210 123H211V122H210ZM210 123H209V124H210ZM232 123H233V122H232ZM234 123H235V122H234ZM21 124H22V123H21ZM35 124H36V123H35ZM48 124H49V123H48ZM168 124H169V123H168ZM235 124H236V123H235ZM240 124H241V123H240ZM242 124H243V123H242ZM242 124H241V125H242ZM51 125H52V124H51ZM58 125H59V124H58ZM179 125H180V124H179ZM207 125H208V123H207ZM210 125H211V124H210ZM213 125H214V124H213ZM2 126H4V125H2ZM16 126H17V125H16ZM55 126H57V125H55ZM60 126H62V125L60 124L59 127H60ZM195 126H196V125H195ZM23 127H24V126H23ZM59 127H58V128H59ZM63 127H64V126H63ZM67 127H68V126H67ZM67 127H66V129H67ZM179 127H180V126H179ZM213 127H214V126H213ZM243 127H244V126H243ZM27 128H29V127H27ZM33 128H34V127H33ZM36 128H37V127H36ZM38 128H39V127H38ZM202 128H203V126H202ZM206 128L209 129L210 127H206ZM9 129H10V128H9ZM23 129H24V128H23ZM23 129H22V130H23ZM53 129H54V128H53ZM55 129H56V128H55ZM59 129H61V128H59ZM203 129H204V128H203ZM13 130H14V129H13ZM20 130H21V129H20ZM51 130H52V129H51ZM4 131H5V130H4ZM6 131H7V130H6ZM27 131H28V130H27ZM39 131H41V130H39ZM47 131L49 132V130H46V132H47ZM56 131H57V130H56ZM60 131H61V133H62V130H60ZM199 131H201V130H199ZM206 131H207V130H206ZM210 131H211V130H210ZM261 131H262V130H261ZM261 131H259V132H261ZM44 132H45V131H44ZM58 132H59V131H58ZM65 132H66V131H65ZM67 132H68V131H67ZM197 132H198V131H197ZM259 132H258V133H259ZM263 132H264V131H263ZM263 132H262V134H263ZM11 133H12V132H11ZM26 133H27V132H26ZM32 133H33V132H32ZM34 133H35V132H34ZM38 133L40 134V132H38ZM198 133H199V132H198ZM200 133H203V132H200ZM2 134H3V133H2ZM9 134H10V133H9ZM29 134H30V133H29ZM41 134H42V133H41ZM44 134H45V133H44ZM180 134H181V133H180ZM242 134H244V133H242ZM242 134H241V135H242ZM245 134H246V133H245ZM20 135H21V133H20ZM24 135H25V134H24ZM36 135H37V134H35V136H36ZM181 135H182V134H181ZM197 135H198V134H197ZM263 135H264V134H263ZM203 136H205V135L203 134ZM250 136H247V137H250ZM252 136H251L250 138H252ZM9 137H10V136H9ZM158 137H159V136H158ZM201 137H202V136H201ZM247 137H246V138H247ZM262 137H263V136H262ZM14 138H15V137H14ZM22 138H23V137H22ZM160 138H161V137H160ZM242 138H243V137H242ZM255 138H256V136H255ZM8 139L10 140L11 137L8 138ZM12 139H13V138H12ZM16 139H17V138H16ZM16 139H15V140H16ZM30 139H31V138H30ZM36 139H37V138H36ZM78 139H79V138H78ZM194 139H196V138H194ZM199 139H200V138H199ZM210 139H211V138H210ZM243 139H244V138H243ZM258 139H259V137H258ZM4 140H6V139L4 138ZM9 140H8V142H9ZM33 140H34V139H33ZM153 140H154V139H153ZM155 140H156V139H155ZM163 140H164V139H163ZM192 140H193V139H192ZM206 140H207V139H206ZM206 140H205V141H206ZM247 140H248L249 142H251L250 144H252V143L254 142V140H252L253 142L250 141L249 138H248ZM256 140H257V139H256ZM256 140H255V141H256ZM10 141H11V140H10ZM12 141H13V140H12ZM151 141H152V140H151ZM208 141H209V140H208ZM212 141H216V139H215V140H212ZM238 141H239V140H238ZM241 141H242V140H241ZM262 141H263V140H261V141L259 142V144H260ZM6 142H7V140H6ZM15 142H16V141H15ZM15 142H13V143L11 142L10 144H14ZM30 142H31V141H30ZM36 142H37V141H36ZM147 142H149V141H147ZM152 142H153V141H152ZM249 142H247V143H249ZM31 143H32V142H31ZM31 143H30V144H31ZM39 143H40V142H39ZM163 143H164V142H163ZM193 143H194V142H193ZM211 143H213V142H211ZM1 144H2V143H1ZM3 144H4V142H3ZM32 144H33V143H32ZM35 144H36V143H35ZM148 144H149V143H148ZM214 144H215V143H213V145H214ZM217 144H218V143H217ZM241 144H242V143H241ZM244 144H245V143H244ZM250 144H248V145H250ZM263 144H264V142H263ZM14 145H15V144H14ZM16 145H17V144H16ZM18 145H19V144H18ZM142 145H143V144H142ZM207 145H208V144H207ZM248 145H247V147H248ZM252 145H253V146L250 145V148L245 149L246 152L244 151V152H245V155L247 154L246 157H245L246 159H244V160H246L247 162L250 160V161L248 162V164H247L246 161H245V165H246V166H245L244 164H242V166H243L245 169H246L247 166L252 165V164H251L252 162H255L254 160H255V156H256V155H254V153H255V151H256L257 149H255L254 152H253L254 144H252ZM4 146H5V144H4ZM4 146H3V147H4ZM6 146H9V145L7 144ZM20 146H21V145H20ZM20 146H19V147H20ZM22 146H23V145H22ZM30 146H31V145H30ZM33 146H34V144H33ZM37 146L40 147V145H37ZM157 146H158V145H157ZM214 146H215V145H214ZM0 147H1V145H0ZM12 147H13V146H12ZM144 147H147V146H144ZM150 147H152V146H149V149H150ZM171 147H172V146H171ZM251 147H253V148H251ZM259 147H260V146H259ZM14 148H15V147H14ZM14 148H13V149H14ZM30 148H31V147H30ZM142 148H143V147H142ZM243 148H244V147H243ZM0 149H1V148H0ZM3 149L5 150L6 147L2 148V150H3ZM114 149H115V148H114ZM138 149H139V148H138ZM149 149L147 148V149H145V150H149ZM214 149H215V148H214ZM263 149H264V148H263ZM7 150H9V149H7ZM15 150H17V149H15ZM110 150H111V149H110ZM155 150L157 151L158 149L156 148ZM159 150H160V149H159ZM162 150H163V149H162ZM162 150H161V151H162ZM165 150H168V149H165V148H164V151H165ZM177 150H178V149H177ZM211 150H212V149H211ZM241 150H242V149H241ZM261 150H262V149H261ZM19 151H20V150H19ZM24 151H25V150H24ZM138 151H140V150H138ZM152 151H153V150H152ZM152 151H151V152H152ZM164 151H162V153H163ZM174 151H175V150H174ZM181 151H182V150H181ZM215 151H216V150H215ZM2 152H4V151H2ZM7 152H8V151H7ZM7 152H5V153H7ZM10 152L13 153L12 148H11V151H10ZM10 152H8V154H9ZM113 152L115 153V151H112V153H113ZM118 152H119V151H118ZM144 152H146V151H144ZM144 152H143V154H144ZM148 152H149V151H148ZM157 152H158V151H157ZM157 152L155 153V156H156V154H158L159 156L162 154V153L159 154V153H157ZM166 152H168V151H166ZM166 152H165V154H166ZM178 152H179V151H178ZM178 152H177V153H178ZM213 152H214V151H213ZM213 152H212V153H213ZM216 152H217V151H216ZM237 152H238V151H237ZM256 152H257V151H256ZM263 152H264V151H263ZM0 153H1V151H0ZM11 153H10V154H11ZM14 153H16V152H14ZM22 153H23V152H22ZM112 153H111V154H112ZM135 153H136V152H135ZM138 153H139V152H137V154H138ZM240 153H241V152H240ZM104 154H105V153H104ZM140 154H141V157H142V150H141ZM146 154H147V155H146ZM150 154H151V153H150ZM188 154H189V153H188ZM0 155H1V154H0ZM5 155H6V154H5ZM5 155L3 154V157H4ZM115 155H116V153H115ZM133 155H135V154H133ZM158 155L156 156V157H158V158H156V160L159 159V156H158ZM163 155H164V154H163ZM163 155H161V156H163ZM176 155H177V154H176ZM178 155H181V154H178ZM210 155H211V154H210ZM15 156H16V155H15ZM18 156H19V155H18ZM111 156H112V155H111ZM143 156H144V155H143ZM146 156H148V153H147V152L145 153V157H146ZM151 156H152V154H151ZM151 156H150V157H151ZM161 156H160V157H161ZM260 156H261V155H260ZM20 157H22V156H20ZM113 157H114V156H113ZM115 157H116V156H115ZM133 157H135V156H133ZM141 157H140V158H141ZM163 157H164V156H163ZM210 157H211V156H210ZM237 157H238V156H237ZM12 158H14V156H13ZM138 158H139V157H138ZM143 158H144V157H143ZM148 158H149V156H148ZM154 158H155V157H154ZM229 158H230V157H229ZM247 158H248V160H247ZM263 158H264V157H263ZM15 159H16V162H17V156H16ZM106 159H107V158H106ZM111 159H112V158H111ZM135 159H137V158H134L133 160H135ZM146 159H147V158H146ZM146 159H145V160H146ZM151 159H152V160H151ZM227 159H228V157H227ZM231 159H232V157H231ZM231 159H230V160H231ZM234 159H235V158H234ZM1 160H3V158H2ZM10 160H11V159H10ZM10 160H9V161H10ZM107 160H108V159H107ZM107 160H106V161H107ZM112 160H113V159H112ZM145 160H143V161L145 162ZM148 160H149V159H148ZM156 160H155V161H156ZM211 160H212V159H211ZM230 160H229V161H230ZM238 160L240 161V159H238ZM256 160H257V159H256ZM13 161H14V160H13ZM101 161H103V158H102ZM108 161H109V160H108ZM141 161H142V160H141ZM141 161H140V162H141ZM143 161H142V162H143ZM151 161H153V158H150V162H149L148 164H150ZM159 161H160V160H159ZM159 161H157V162L159 163ZM207 161H208V160H206V163H207ZM232 161H233V160H232ZM239 161H238V162H239ZM259 161H260V160H259ZM262 161H264V160H262ZM5 162H6V161H4V163H5ZM10 162H11V161H10ZM10 162H8V163L10 164ZM96 162H97V161H96ZM129 162H130V161H129ZM138 162H139V161H138ZM161 162H162V161H161ZM164 162H166V161H165V160L163 161V165H164ZM188 162H189V161H188ZM208 162H209V161H208ZM210 162H211V161H210ZM212 162H213V161H212ZM212 162H211V163H212ZM235 162H237V161H235ZM4 163H3V164H4ZM12 163H13V162H12ZM93 163H94V162H93ZM97 163H98V162H97ZM133 163H134V162H133ZM175 163H177V162H175ZM240 163H243V162H240ZM255 163L257 164V162H255ZM255 163H253L254 166H252V167H255V168L257 167V169H258V166H260V165L257 164V166H255ZM260 163H261V162H260ZM100 164H102V163H100ZM139 164H140V163H139ZM151 164H152V163H151ZM153 164H155V163L153 162ZM181 164H182V163H181ZM187 164H188V163H187ZM187 164H186V165H187ZM208 164H209V163H208ZM215 164H216V163H215ZM225 164H226V163H225ZM237 164H239V163H237ZM1 165H2V164H1ZM1 165H0V166H1ZM92 165H93V164H91V166H92ZM95 165H96V164H94V166H95ZM155 165L157 166V163H156ZM155 165H154V166L151 165V167L154 169V167L156 168ZM184 165H185V164H184ZM184 165H183V166H184ZM211 165H213V164H211ZM229 165H230V164H229ZM232 165H235V164H232ZM261 165H262V164H261ZM2 166H4V165H2ZM5 166H6V168H7V167L10 166V165H7V162H6V163H5ZM11 166H12V165H11ZM104 166H105V165H104ZM109 166H111V164H109ZM109 166L107 165L108 168H109ZM129 166H130V165H129ZM137 166H139V165H137ZM140 166H142V165L140 164ZM146 166H147V165H146ZM149 166H150V165H149ZM159 166H161V165H159ZM175 166H177V165H175ZM175 166H173L174 168L172 167L174 170L176 169ZM179 166H180V164H179ZM191 166H192V165H191ZM203 166H204V164H203ZM209 166H210V165H209ZM242 166H240V168H238V169L241 170V169L243 168ZM99 167H100V166H99ZM101 167H102V166H101ZM107 167H106V169H107ZM111 167H114V166H111ZM143 167H145V166H143ZM151 167H150V168H151ZM193 167H194V165H193ZM196 167H198V166H196ZM200 167H201V166H200ZM205 167H206V166H205ZM216 167H217V166H216ZM230 167H231V166H230ZM230 167H229V168H230ZM232 167H234V166H232ZM249 167H250V166H249ZM13 168H14V167H13ZM92 168H93V167H92ZM95 168H97V167H95ZM121 168H122V167H121ZM147 168H148V166H147ZM160 168H161V167H160ZM163 168H164V167H163ZM163 168H162V169H163ZM183 168H185V167H182V168H180L179 170H181V169H183ZM186 168H187V167H186ZM186 168H185V169H186ZM191 168H192V167H190V170H191ZM210 168H211V167H210ZM225 168H227V167H225ZM234 168H235V167H234ZM244 168H243V170H241L242 172H245ZM255 168H254V170H256ZM263 168H264V167H263ZM1 169H2V168H1ZM3 169H4V168H3ZM100 169H101V171L103 170L102 168H100ZM129 169H130V168H129ZM135 169H136V167H135ZM139 169H140V168H139ZM141 169H143V168H141ZM145 169H146V167H145ZM162 169H161V170H162ZM177 169H178V168H177ZM194 169H195V168H194ZM197 169H198V168H197ZM217 169H218V167H217ZM236 169H237V168H236ZM250 169H252V168H250ZM5 170H6V169H5ZM7 170H8V169H7ZM94 170H95V169H94ZM110 170H111V169H110ZM117 170H118V169H117ZM143 170H144V169H143ZM158 170L160 171V169H158ZM174 170H173V173H174ZM199 170H200V169H199ZM199 170H197V171H199ZM206 170H207V169H206ZM211 170H212V169H211ZM261 170H262V169H261ZM0 171H2V170H0ZM103 171H104V170H103ZM103 171H102V172H103ZM105 171H106V170H105ZM108 171H109V170H108ZM123 171H124V169H123ZM127 171H128V170H127ZM136 171H137V172L139 171L138 168H137V170H135V172H136ZM141 171H142V170H140V172H141ZM149 171H150V170H149ZM152 171H153V170H152ZM155 171H156V170H155ZM155 171H153V174H154ZM168 171H169V169H168ZM175 171H176V170H175ZM186 171H187V170H186ZM229 171H230V169H229ZM235 171H236V170H234V172H235ZM241 171L238 172V170H237L236 173L232 172L233 174H238V173H240V174L238 175V177H239V176H240V177L238 178L237 175H235V176H236V177H235V176H233V174H232L233 177L231 178L230 181H229V180H228V181H229V182L233 181V182H234L233 184L236 185L235 182H238V181L240 180V178H241V174H242ZM257 171H258V170H256V172H257ZM262 171H264V170H262ZM97 172H98V171H96V174H97ZM110 172L113 174L112 170H111ZM128 172H129V171H128ZM130 172H132V171L130 170ZM135 172H133V175H135V174H134ZM142 172H143V171H142ZM171 172H172V169H171ZM177 172H178V170H177ZM191 172H193V171H191ZM200 172H201V170H200ZM207 172H210V171H207ZM216 172H217V170H216ZM237 172H238V173H237ZM248 172H249V169H248ZM256 172H254V173H256ZM117 173H118V172H117ZM124 173H125V172H124ZM150 173L152 174V172H150ZM162 173H163V172H162ZM183 173H184V172H183ZM193 173H194V172H193ZM203 173H204V171H203ZM245 173H246V172H245ZM99 174H100V171H99ZM156 174H158V173H156ZM169 174H171L170 171H169ZM175 174H176V173H175ZM175 174H174V175H175ZM196 174H197V173H196ZM212 174H213V172H212ZM249 174H250V173H249ZM257 174H258V172H257ZM262 174H263V173H262ZM100 175H101V174H100ZM140 175H141V174H140ZM140 175H138V176H140ZM149 175H150V174H149ZM159 175H160V174H159ZM161 175H163V174H161ZM171 175H172V174H171ZM180 175H183V174L180 173ZM194 175H195V174H194ZM199 175H200V174H199ZM230 175H231V174H230ZM247 175H248V174H247ZM252 175H253V174H252ZM252 175H251V176H252ZM258 175H259V174H258ZM107 176H108V175H107ZM109 176H110V175H109ZM125 176H126V175H125ZM130 176H132V174H131ZM135 176H136V175H135ZM143 176H144V175H143ZM152 176H154V175H152ZM172 176H173V175H172ZM91 177H92V176H91ZM113 177H114V175H113ZM115 177H116V176H115ZM128 177H129V176H127L126 180H124L125 177H124V178L122 177V178H123L124 181H128L130 178H131V180H132V178H133V176L130 177V178H128ZM147 177H148V176H147ZM160 177H161V176H160ZM244 177H245V176H244ZM248 177H249V176H248ZM254 177H256V176H254ZM257 177H260V176H257ZM261 177H262V175H261ZM261 177H260V178H261ZM119 178H120V176H119ZM136 178H137V177H136ZM138 178L140 179L141 177H138ZM138 178H137V180H138ZM153 178H154V177H153ZM153 178H152V179H153ZM233 178H235L236 181L233 180ZM114 179H115V178H114ZM120 179H121V178H120ZM143 179H144V178H143ZM148 179H149V178H148ZM162 179H163V177H162ZM164 179H165V178H164ZM224 179H225V177H224ZM238 179H239V180H238ZM243 179H244V178H241V181H240V182H242ZM253 179H254V178H253ZM253 179H252V180H253ZM31 180H32V179H31ZM31 180H30V181H31ZM123 180L121 179V182H122V183H123ZM131 180H129V181L131 182ZM134 180H136V179L134 178ZM140 180H142V178H141ZM140 180H139V182H140ZM150 180H151V179H150ZM155 180H156V179H155ZM158 180H159V179H158ZM195 180H196V179H195ZM208 180H209V179H208ZM208 180H207V181H208ZM222 180H223V179H222ZM225 180H226V179H225ZM225 180H224V181H225ZM247 180H249V179H247ZM252 180H251V181H252ZM254 180H255V179H254ZM257 180H258V178H257ZM260 180H261V179H260ZM28 181H29V179H28ZM144 181H145V180H144ZM160 181H161V183H162L163 180H160ZM200 181H201V180H199V182H200ZM202 181H203V180H202ZM207 181H206V182H207ZM212 181H214V180H212ZM212 181H211V182H212ZM262 181H263V180H262ZM25 182H26V181H25ZM25 182H24V183H25ZM139 182H137V183H139ZM158 182H159V181H158ZM203 182H204V181H203ZM211 182H209V183L211 184ZM216 182H217V181H216ZM218 182H219V181H218ZM225 182H226V181H225ZM243 182H244V181H243ZM243 182H242V183H243ZM245 182H246V181H245ZM248 182H249V181H247V183H248ZM125 183H127V182H125ZM132 183H133V182H132ZM134 183H135V182H134ZM152 183H153V182H152ZM156 183H157V182H156ZM187 183H189V182H186V184H187ZM190 183H191V182H190ZM190 183H189V184H190ZM207 183H208V182H207ZM214 183H215V182H214ZM214 183H213V184H214ZM252 183H253V181H252ZM252 183H250V184L253 186ZM255 183H256V182H255ZM257 183H258V182H257ZM263 183H264V182H263ZM263 183H260V184H263ZM120 184H121V183H120ZM127 184L132 185V184H130L129 182H128ZM139 184H140V183H139ZM145 184H146V183H145ZM159 184H160V182H159ZM162 184H164V182H163ZM166 184H167V183H166ZM166 184H165V185H166ZM193 184H194V183H193ZM218 184H219V183H218ZM238 184H241V183L238 182ZM243 184H244V183H243ZM129 185H127V186L129 187ZM142 185H143V184H142ZM160 185H161V184H160ZM187 185H188V184H187ZM187 185H186V186H187ZM194 185H195V184H194ZM194 185H193V186H194ZM202 185H203V184H202ZM215 185H217V184H215ZM230 185H231V186H230ZM230 185H229V187L226 186V187H225L226 189L224 188V189H225V192H228V195H227V193L224 194L225 196H226V195H227V196H226V198H224L223 200H220V201H221V202L219 201L220 203L216 201V202L219 203V204H217V205L214 206L215 209L212 207V206H213V203L215 204V202H213V201H212L213 203L211 202V203H212V204H211V209L213 208V212H212V210L209 208V206H207V207H208V210L210 209V211H208V213H206V211H207V208H206V207H205V208H206V209H205L206 211H205L204 209H201V208H200L201 205H199V204H201L202 202L200 201L201 203H199V204L196 203V204H197V207L199 206V208L201 209V210H199L198 208L195 209V210H199V211H197L198 213H200L202 210H204V212H205L207 215L210 216V217L207 218V215L205 214L206 216H204V215H203L204 212H201V213H203V214H200V215H203V217H205V219H203V220H206V221H207V219L211 218V220H212V224H213V223H214V220H215L216 222H220V221L217 220V219H218V216H221V218H222V216H223V218H224V216H226V215H227L226 217H229V216L231 217L232 215H233V216L236 215L235 213L233 214L232 211H231L232 213L229 212V215L227 214L228 211L230 210V208L233 207V204H234V203H232L231 198H230L231 201H229V197L234 196L235 193H236V192H234L235 189H233V187H235V185H232V183H230ZM246 185H247V184H246ZM125 186H126V185L124 184V187H123V188H125ZM136 186H137V185H136ZM136 186H135V187H136ZM210 186H211V185H210ZM217 186H218V185H217ZM220 186H221V185H220ZM224 186H225V185H224ZM237 186H238V185H237ZM255 186H256V185H255ZM261 186H262V185H261ZM263 186H264V184H263ZM263 186H262V187H263ZM119 187H120V186H119ZM121 187H122V186H121ZM121 187H120V188H121ZM157 187H158V186H157ZM159 187H161V186H159ZM159 187H158V188H159ZM165 187H166V186H165ZM167 187H168V186H167ZM167 187H166V188H167ZM205 187H206V188H205ZM221 187L223 188V185H222ZM221 187H220V188H221ZM253 187H254V186H253ZM256 187H257V186H256ZM262 187H261V190H262ZM133 188H134V187H133ZM137 188H138V187H136V189H137ZM142 188H143V187H142ZM158 188H157V189H158ZM194 188H195V187H194ZM213 188H214V186L212 187V190H213ZM217 188H218V187H217ZM241 188H242V187H241ZM243 188H244V187H243ZM257 188H258V187H257ZM127 189H128V188H127ZM144 189H145V187H144ZM159 189H160V188H159ZM187 189H188V188H187ZM203 189H206V190H207V186H204ZM209 189H210V188H209ZM214 189H215V188H214ZM224 189H222V190H224ZM227 189H228V190H227ZM232 189H233V190H232ZM244 189L246 190V188H244ZM244 189H241V190L244 191ZM247 189H248V188H247ZM252 189H253V188H252ZM134 190H135V188H134ZM145 190H146V189H145ZM165 190H167V189H165ZM189 190H190V189H189ZM195 190H196V189H195ZM215 190H216V191H219V190H221V189H219V190H218V189H215ZM236 190H238V188H237ZM249 190H250V189H249ZM254 190H255V187H254ZM257 190H259V188H258ZM257 190H256L255 192H257ZM131 191H132V190H131ZM131 191H130V192H131ZM135 191H136V190H135ZM137 191H138V190H137ZM141 191H143V190H141ZM163 191H164V190H163ZM163 191H162V193H164ZM190 191H191V190H190ZM197 191H198V189H197ZM199 191H200V189H199ZM201 191H202V190H201ZM201 191H200V193H201ZM238 191H239V190H238ZM243 191H242V192H243ZM247 191H248V190H247ZM250 191H251V190H250ZM252 191H253V190H252ZM263 191H264V190H263ZM125 192H126V190H125ZM128 192H129V191H128ZM145 192H146V191H145ZM159 192H160V191H159ZM166 192H167V191H166ZM169 192H170V191H169ZM188 192H189V191H187V193H188ZM204 192H205V191H204ZM223 192H224V191H223ZM223 192H222V193H223ZM239 192H240V191H239ZM242 192H241V193H242ZM253 192H254V191H253ZM261 192H262V191H261ZM208 193H209V192H208ZM210 193H215V194H216V192H213V191L211 192V190H210ZM232 193H233V195H231ZM245 193H246V192H245ZM250 193H251V192H250ZM262 193H263V192H262ZM262 193H261L260 196L263 195ZM141 194H143V193H140V195H141ZM160 194H161V193H160ZM188 194H189V193H188ZM203 194H204V193H203ZM205 194H206V195H209V194H207V193H205ZM253 194H254V193H253ZM259 194H260V193H259ZM137 195H139V194H137ZM168 195H169V193H168ZM168 195H167V196H168ZM191 195L194 196L193 193H192ZM210 195H211V194H210ZM210 195H209V198L211 197ZM217 195H218V194H217ZM229 195H230V196H229ZM240 195L242 196V194H240ZM246 195L248 196L247 193H246ZM246 195H245V196H242V197L245 198ZM256 195H257V194H256ZM167 196H166V193H165V198H166ZM195 196H196V195H195ZM197 196H198V195H197ZM197 196H196V197H197ZM212 196H213V195H212ZM214 196H215V195H214ZM214 196H213V197H214ZM220 196H221V195H220ZM241 196H240V197H241ZM251 196H252V193H251ZM140 197H141V196H140ZM145 197H146V195H145ZM161 197H162V196H161ZM168 197H170V196H168ZM198 197H199V196H198ZM206 197H207V196H206ZM206 197H205V196L202 197V195H201L199 198H201V200H202V198H206ZM222 197H224V196H222ZM222 197H219V198L215 197V198H217V199L219 200L220 198L222 199ZM236 197H237V198H235V196H234V197H232V199H233L234 202H235V199H236V200H237V203H235V205H238V202H239L238 200H240L241 198L239 199V196H238V195H236ZM248 197H249V196H248ZM141 198H142V197H141ZM193 198H194V197H193ZM193 198H192V199H193ZM234 198H235V199H234ZM244 198H243V201H242V199H241L242 202H244L245 199H246L247 197H246L245 199H244ZM253 198H254V197H253ZM256 198H257V197H256ZM262 198H263V196H262ZM92 199H94V198H92ZM152 199H153V198H152ZM152 199H151V201H153ZM166 199H167V198H166ZM166 199H165V200H166ZM172 199H173V198H172ZM188 199H189V197H188ZM192 199H190V201H191ZM225 199H227L228 201L225 200ZM258 199H259V198H258ZM139 200H140V199H139ZM144 200H145V199H144ZM144 200H143V202H144ZM148 200H150L149 197H148ZM194 200H195V199H194ZM196 200H198V199H196ZM215 200H216V199H215ZM90 201H91V200H90ZM94 201H95V200H94ZM151 201H148V202H151ZM172 201H173V200H172ZM172 201H170V202L172 203ZM174 201H175V200H174ZM188 201H189V200H188ZM203 201H204V200H203ZM205 201H206V200H205ZM205 201H204V202H205ZM247 201H248V200H247ZM257 201H258V200H257ZM263 201H264V199H263ZM91 202H92V201H91ZM96 202H97V201H96ZM192 202H193V201H192ZM197 202H198V201H197ZM245 202H246V201H245ZM249 202H250V201H249ZM259 202H260V201H259ZM259 202H257V203H259ZM116 203H117V202H116ZM181 203H182V202H181ZM181 203H180V204H181ZM183 203H184L185 205H187L185 202H183ZM205 203H207V201H206ZM205 203H202V204H204L203 206H205ZM230 203H232V205H231L230 208H229ZM240 203H241V202H240ZM247 203H248V202H247ZM255 203H256V202H254V204H255ZM97 204H98V203H97ZM97 204H96V205H97ZM114 204H115V203H114ZM114 204H113V205H114ZM146 204H148V203H147V200H146ZM151 204H153V203H151ZM164 204H165V203H164ZM172 204H173V203H172ZM172 204H171V205L168 204L169 207L172 206ZM175 204H176V203L174 202V205H175ZM180 204H179V205H180ZM196 204H195V205H196ZM209 204H210V203H209ZM245 204H246V203H244V205H245ZM250 204H251V202H250ZM252 204H253V203H252ZM252 204L249 205V206H252ZM259 204H261V202H260ZM93 205H94V204H92V208L94 207ZM96 205H95V206H96ZM101 205H102V203H101ZM103 205H105L104 202H103ZM109 205H110V204H109ZM109 205H108V206H109ZM111 205H112V202H111ZM193 205H194V204H193ZM195 205H194V207H196ZM240 205H241V204H240ZM244 205H242V206L244 207ZM256 205H257V204H256ZM89 206H90V205H89ZM97 206H98V205H97ZM183 206H184V205H183ZM245 206H246V205H245ZM247 206H248V205H247ZM259 206H260V205H259ZM259 206H258V207H259ZM83 207H84V206H82V210L85 209V208H83ZM99 207H100V206H99ZM103 207H107V206L105 205V206H103ZM172 207H175V206H172ZM177 207H178V210H177L176 212H178V211L180 210L179 208H180L181 206L179 207V206L177 205ZM177 207H176V208H177ZM79 208H80V207H79ZM170 208H171V207H170ZM184 208H185V207H184ZM228 208H229V209H228ZM235 208H236V207H235ZM240 208H242V207H240ZM240 208H239V209H240ZM245 208H247V207H245ZM87 209H88V207H87ZM90 209H91V208H90ZM231 209H232V208H231ZM254 209L256 210L257 208H254ZM91 210H92V209H91ZM95 210H96V209H95ZM100 210H101V209H100ZM103 210H104V208H103ZM175 210H176V209H175ZM175 210H172V211H175ZM188 210H189V209H188ZM232 210H233V209H232ZM97 211H98V210H97ZM105 211H107V210H105ZM105 211H104V212H105ZM233 211L238 212L237 210H233ZM239 211H240V210H239ZM242 211H243V210H241L240 213H241ZM245 211H246V210H245ZM78 212H79V211H78ZM85 212H86V211H85ZM88 212H90V211H88ZM98 212H99V211H98ZM195 212H196V211H195ZM209 212H211V214H210ZM249 212H250V211H248L247 213H249ZM254 212H255V211H254ZM96 213H97V212H96ZM100 213L102 214V211H101ZM105 213H106V212H105ZM240 213H239V214H240ZM66 214H67V213H66ZM103 214H104V213H103ZM196 214H197V213H196ZM230 214H231V215H230ZM243 214H244V213H243ZM251 214L253 215V213H251ZM255 214H257V213H254V215H255ZM258 214H259V213H258ZM63 215H64V214H63ZM79 215H80V214H79ZM156 215L159 216L158 214H156ZM212 215H213V217H212ZM252 215H251V217L254 216V215H253V216H252ZM157 216H156V217H157ZM196 216H199V215H196ZM233 216H232V217H233ZM249 216H250V215H249ZM255 216H256V215H255ZM65 217H66V215H65ZM67 217H68V216H67ZM105 217H106V216H105ZM153 217H154V216H153ZM203 217H202V218H203ZM226 217H225V218H226ZM236 217H237V216H236ZM240 217H241V216H240ZM240 217H238V218H240ZM245 217H246V216H245ZM60 218H62V220L64 219L63 216L60 217ZM69 218H70V217H69ZM71 218H72V217H71ZM103 218H104V217H103ZM111 218H112V217H111ZM125 218H126V217H125ZM202 218L199 219V220H200V222H199L200 224H201L202 221H203ZM206 218H207V219H206ZM214 218H215V219H214ZM223 218H222V219H223ZM246 218H248V217H246ZM258 218H259V217H258ZM258 218H257V219H258ZM66 219H67V218H66ZM72 219H73V218H72ZM107 219H108V218H107ZM107 219H106V220H107ZM123 219H124V218H123ZM150 219H151V217H150ZM158 219H159V218H158ZM181 219H182V218H181ZM181 219H179L180 222H181ZM196 219H197V218H196ZM213 219H214V220H213ZM236 219H237V218H236ZM58 220H59V219H58ZM64 220H65V219H64ZM104 220H105V219H104ZM114 220H115V219H114ZM114 220H112L113 223H114ZM126 220H127V219H126ZM179 220H178V221H179ZM185 220H186V219H185ZM188 220H189V219H188ZM223 220L227 223V226H228V222H229V221H226L225 219H223ZM223 220H222V221H223ZM229 220H230V218H229ZM244 220H245V219H244ZM248 220H249V219H248ZM74 221H75V220H74ZM101 221H102V220H101ZM176 221H177V220H176ZM232 221L235 222L236 220L233 218ZM238 221H239V220H238ZM62 222H63V221H61V223H62ZM75 222H76V221H75ZM109 222H110V221H109ZM115 222H116V220H115ZM156 222H158V221H156ZM156 222H155V223H156ZM171 222H172V221H171ZM171 222H170V223H171ZM195 222H196V221H195ZM208 222L211 224V221H210V220H208L207 222L203 221V223L206 224V227L208 226V224H207ZM216 222H215V224L218 225V223H216ZM225 222H223V223H225ZM230 222H231V220H230ZM233 222H231V223L233 224ZM240 222H241V219H240ZM64 223H66V221H64L63 224H64ZM68 223H70V222H68ZM68 223L64 224V225H63L64 227H62V226H60V227L65 228V226H66V228H67V224H68ZM72 223H73V222H72ZM105 223H106V221L104 222V224H105ZM107 223H108V222H107ZM111 223H112V222H111ZM131 223H132V222H131ZM133 223H134V222H133ZM152 223H153V222H152ZM199 223H198V224H199ZM221 223H222V222H221ZM221 223H220V224H221ZM226 223H225V224H226ZM235 223H236V222H235ZM242 223H243V222H242ZM58 224H59V223H58ZM75 224H76V223H75ZM129 224H130V223H129ZM168 224H169V223H168ZM168 224H166V225H167V228H168ZM187 224H188V223H187ZM191 224L194 225L195 223H194V224L191 223ZM191 224H190V225H191ZM205 224H204V225H205ZM215 224H214V225H215ZM238 224H239V223H238ZM59 225H60V224H59ZM59 225H58V226H59ZM68 225H69V224H68ZM71 225H72V224H71ZM109 225H110V224H109ZM184 225H186V224H183V226H184ZM196 225H197V224H195V226H196ZM110 226H113V225H110ZM110 226H109V227H110ZM172 226H173V225H172ZM178 226H179V225H178ZM183 226L181 225L180 228H182ZM187 226H188V225H187ZM199 226H200V225H199ZM201 226H202V224H201ZM215 226H216V225H215ZM225 226H226V225H225ZM229 226H230V225H229ZM229 226H228V227H229ZM69 227H70V226H69ZM69 227H68V230L71 228V227H70V228H69ZM72 227H73V226H72ZM99 227H100V226H99ZM99 227H98V228H99ZM101 227H102V226H101ZM165 227H166V226H165ZM170 227H171V226H170ZM170 227H169V228H170ZM176 227H177V226H176ZM209 227H210V225H209ZM219 227H220V226H219ZM238 227H239V225H238ZM80 228H81V227H80ZM169 228H168V229H169ZM183 228H184V227H183ZM183 228H182V230H183ZM198 228H200V227H198ZM203 228H204V227H203ZM203 228H201V229H203ZM207 228H208V227H207ZM212 228H213V227H212ZM229 228H230V227H229ZM235 228H237V227H235ZM78 229H79V228H78ZM81 229H82V228H81ZM115 229H116L115 231H117V228H115ZM226 229H227V228H226ZM232 229H233V228H232ZM60 230H62V229H60ZM74 230H75V229H74ZM91 230H92V229H91ZM99 230H101V229H99ZM103 230H104V229H103ZM108 230H111V227H110V229H108ZM184 230H185V229H184ZM69 231H70V230H69ZM71 231H72V230H71ZM185 231H186V230H185ZM199 231H200V229H199ZM216 231H217V230H216ZM62 232H63V231H61V233H62ZM76 232H77V231H74V233H76ZM101 232H102V231H101ZM104 232L106 233L105 230H104ZM113 232H114V231H113ZM67 233H68V232H67ZM67 233H66V234H67ZM71 233H72V232H71ZM88 233H89V232H88ZM92 233H93V232H92ZM92 233H90V234H92ZM184 233H185V232H184ZM220 233H221V232H220ZM72 234H73V233H72ZM85 234H86V233H85ZM108 234L111 235L110 233H108ZM60 235H61V234H60ZM77 235H78V234H77ZM93 235H96V233H94ZM93 235H92V236H93ZM65 236H66V235H64V237H65ZM79 236H80V235H79ZM83 236H84V235H83ZM101 236H102V234H101ZM167 236H168V235H167ZM53 237H54V236H53ZM77 237H78V236H77ZM86 237H87V236H86ZM103 237H104V235H103ZM48 238H49V237H48ZM60 238H61V237H60ZM60 238H59V239H60ZM170 238H171V237H170ZM57 239H58V238H57ZM59 239L57 240V244H59V243H58ZM64 239H65V238H64ZM102 239H103V238H102ZM51 240H52V239H51ZM69 240H70V239H69ZM95 240H96V239H95ZM97 240H98V239H97ZM103 240H104V239H103ZM172 240H173V239H172ZM52 241H53V240H52ZM54 241H55V240H54ZM184 241H185V240H184ZM50 242H51V241H50ZM59 242H60V241H59ZM65 242H66V241H65ZM93 242H95V241L93 240ZM100 242H102V241H100ZM168 242H169V241H168ZM168 242H167V243H168ZM175 242H176V241H175ZM179 242H180V241H179ZM54 243H55V242H54ZM173 243H174V241H173ZM176 243H177V242H176ZM181 243H183V246H187V245H184V242H181ZM185 243H186V242H185ZM80 244H81V243H80ZM169 244H170V243H169ZM177 244H178V243H177ZM177 244H175L176 247H175L173 244H170V245H168V246H170L171 249H172V248L174 249V250L172 249L173 251L171 250L172 252L181 253L182 251H184V250H182V249H181L182 251H181V250H178L179 247H183V246H181L182 244L179 243L180 246L178 245V246H179V247H178ZM59 245H60V244H59ZM64 245H65V243H64ZM171 245H173V246H171ZM82 246H83V245H82ZM177 247H178V248H177ZM167 248H168V247H167ZM175 248H176L177 250H175ZM183 248H184V247H183ZM168 249H169V248H168ZM184 249H185V248H184ZM188 249H189V247H188ZM191 249H192V248H191ZM186 250H187V249H186ZM186 250H185V251H186ZM189 250H190V249H189ZM168 251H170V249H169ZM168 251H167V252H168ZM179 251H180V252H179ZM170 253H171V252H170ZM176 253H175V254H176ZM186 253H187V252H186ZM189 253H190V252H189ZM189 253H188V254H189ZM175 254H174V255H175ZM190 254H191V253H190ZM169 255H171V254H169ZM176 255H177V254H176ZM176 255H175V256H176ZM182 255H183V254H182ZM182 255H181V256H182ZM178 256H179V255H178ZM186 256H187V255H186ZM182 257H183V256H182ZM174 258H175V257H174Z\"/></svg>","mask_w":264,"mask_h":264}]
</instances>
